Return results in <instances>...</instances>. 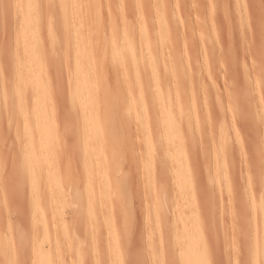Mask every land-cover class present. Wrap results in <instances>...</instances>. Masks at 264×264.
Returning <instances> with one entry per match:
<instances>
[{
	"label": "rangeland",
	"instance_id": "rangeland-1",
	"mask_svg": "<svg viewBox=\"0 0 264 264\" xmlns=\"http://www.w3.org/2000/svg\"><path fill=\"white\" fill-rule=\"evenodd\" d=\"M10 1H12L13 3H11ZM19 1L20 2L22 1L21 2L22 4L19 3ZM51 1H53V0H51ZM93 1L94 0H74L70 6V9L73 7V9L70 10L71 13H73V12L76 13L75 16L73 15V18H75V17L76 18L72 19V22H73L72 26H74L76 23H78V26L75 25L73 28H77V30H79L81 32L80 34H83V35H80L81 37L84 38V36H85V38H84L85 41L83 38H80V40H79V42H80L79 44L82 45L83 41H84V44H86L85 46H83L84 49L82 48L80 50L81 54H85V53L89 54L90 51H88V50H90V49H91V54H93L94 51H95L94 54H97L96 48H98V46H100L98 44H100V42L102 44V43L107 41V39L109 38L107 36L110 33L109 32L108 34H106L108 32L107 30L113 29L111 24H113V23L115 24V22H118V25H116L117 23L115 24V26H117V28L119 25H121V23L124 25L126 23L125 26H127L128 22H129L130 25H128V27H130L129 29L131 31L133 29L132 28L133 26L136 27L137 21L135 22V20L139 16L138 15L139 13L137 11L142 6L144 9L142 8L140 10H143L144 12L141 11V13H143V15L145 13L146 17H149L150 16L149 14L152 15L151 11L155 9V3H156V5H158V7H159V11L161 12V11L165 10L164 13L163 12H161V13H163V15L166 13L165 14V15H167L166 17L167 18L169 17L170 20L172 19L173 24L171 23L172 24L171 25L170 24L171 21L169 19L167 20L165 18V15H164V20H165L164 23H166V26H164L163 29L165 32L164 31L163 32L166 34L165 38L167 37L168 34H171V36L174 35L173 36L174 38H172L170 35H168L167 39H163V43L162 42L161 43L163 45H165V47H163V45L161 46V43H160V46L158 48L161 50H164V52L163 51L161 52V50L158 49V52H156L158 54L155 53V55H157L156 58H158L157 61L159 62V74H160L159 80H162V81H160V83H162V85H160V86L162 87L164 85L163 86L164 89L163 88L162 89L164 90L165 93H163V92L162 93H163V95L166 96V97L164 96L166 101L169 100L168 101L169 105L171 106V109H172L173 114H174V116H171V120L174 119L173 122L176 124V126H178V124H177L178 121H179L178 123L181 126H183V128L185 126L183 133H182L183 129L181 128V126L179 125L180 127L179 128L177 127L178 129H176V130L178 132L177 133L178 135H177V139L175 141L178 143L181 140H182V142H185L184 139L187 140V138L189 136L191 137V138L189 137L190 139H188V141H186L187 144H185V145L187 147H186L185 151H186V154H187V152H189L187 155H190L189 156L190 161H189L188 156H187V159L190 162L189 163L187 161L189 164V167L190 166L193 167V170L191 167L189 168V171L191 170L190 173H191L192 181H193L192 177H194V184H193L194 188L192 185L193 189H192V193L190 194L192 197H190L189 195H187L188 196L187 197L184 194H183L184 196H182V193H180V190L178 189L179 187L177 186V182H176L177 177L174 178L173 176H171V174L173 173L171 171V168H173V167L168 168L169 167L168 166L166 169V166H164V163H165L164 161H163L164 163L159 162L161 164V165L159 164L160 166L157 165L159 160H157V162H156L157 164L155 163L156 166H154V167L159 166L158 167L159 169L164 167V169H162V171L161 170L158 171V168H157L158 173L155 170H153L155 168L150 169L149 173H151V174L148 173L149 168L147 170H145L146 165H144V164H146L145 158H147V157H145V155H143V151L145 150V148H143V147H145L144 139L141 140V138H138L139 135H141V137L144 138V136H145L144 130L145 129H143V127L145 128V124L143 123V125H142L140 122H138V121H141L142 118L139 119V116L137 115V113L141 109H143L141 107H144V108L146 107V108H148V111L150 110L149 112H147V114L151 113V115L153 116V113H154V117L157 118L156 116L158 115L157 113L159 112L158 109L156 108L157 104H155V103H157V95L156 94H154L155 96L153 95V92H152L153 88L150 85L149 81L147 80L149 78V75L146 71L147 69L144 70V68H141L142 71L137 69V71H135L137 74V77H136L135 73L133 72L134 70L131 68L130 64H129V66L127 65V69H128L127 72H129V74L126 73L127 77H125L126 74L125 75L122 74V76H123L122 78H124V80L128 84L125 83V81L122 79H121L122 84L119 83L120 81H118L119 79L117 77V74L118 73L120 74L122 72H121L120 68H118V67L114 71L115 77H114V73L112 74L109 72L108 73L103 72L104 74L98 73V77H95L92 75L94 78V81L96 82V85L89 83V86L91 87V90L96 92V94L92 93V94L96 95V96L94 95V97L97 99L99 97V100H95V98L93 97L94 99L88 101V105H85V110H87L89 108V105L93 104L92 101L95 100L94 102L96 103V101H97L96 105L98 107H100L101 104L103 105L100 108L101 109L100 113H99V109H97L98 113L100 115L102 113L107 112L108 110H110V111L112 110L111 112L114 113L113 115H116V118L118 119L117 122H119V123H117V124H122V126H123V129L121 128L122 127L121 125L119 126L120 128L118 127V130H120V132H118V130H117L116 134H114V137H113V135L112 136H106V135L103 136L104 133L102 135V132H98L99 133L97 135L98 138H97V136L94 138L93 137L94 134H92V136H91L87 133L90 131L89 128L92 126V124H91L92 121H89V123H88V121H86V120L90 119V118H85L86 119L85 120L82 117L83 116L82 115V109L80 108L81 112L78 110L80 102H78V100L75 98V96H76L77 91H79L78 87H80L79 86L80 82H78L79 84L77 83L76 87L78 86L77 87L78 89L76 88V91H75V83L76 82L73 81V79H71L72 78L71 76L73 74H71L72 71L70 72V70L73 67L72 63H74V62L71 61V59L73 58L72 55H70L72 58H70L69 56L66 58V56H65L67 53L69 55V52H67L68 46L66 47V44H64L66 41L64 40L65 39V37H64L65 33L63 32L64 31L63 24H62L63 18H62L61 11L59 9L57 0H54V2H52V4H51V5H54L52 7L53 9H51L49 7L50 2L48 0H47V2H46V0H37V1L34 0V2H36V3H33V1L32 2L28 1L29 3H31L30 6L34 7V9H33V7H31V9H32L31 12L32 11H33V13L36 12L37 17H35L34 20L36 19L35 21L37 22V24H39L38 25L39 28L37 29V31H39V33H40V38L36 44L42 46V43H43V47L46 46V47H44V50L46 49L45 52H46V55L48 56V57H46V55L44 56L45 58H48V59L44 58L45 59L44 60V70H42V68H41V71L39 73L40 75L38 74V76H39L38 78H39V81L41 83L44 80V77H42V76H45L46 81L44 80L43 83L45 86V83L47 82L46 83L47 85L45 86V91H46V87H47L48 93L45 92L46 94L42 95L41 94L42 92L40 93V91H43V89H44L43 86H40V87H42L41 88L42 90H39L38 88H39L40 84H38V88L36 87L37 84H34L35 87L39 90L38 91L35 88L36 91H38V93L42 95V96L39 94L36 95V96L39 95V97H37V99L40 100V101L38 100V103L40 105H37V107H35L36 104H35V106L33 105V102L34 101L36 102V100L33 101L32 98L31 99L29 98V96L32 94V93L30 94V92H32V91L28 90V89H30V87L27 84L29 82L33 81L32 78H31V80L28 78V76H29V74H27L28 72H26L25 74H22V76L26 75V74L28 75V76L26 75L27 78L29 79V81L27 82V79L24 78V76L23 77L18 76V74L16 73V71H17L16 68L20 65L19 60L22 59V61L24 62L28 59L27 57L29 56V55L26 56L27 55L26 54L25 57L27 59L26 60L24 59L25 57H24L23 53L25 54V52H23V51H25V49H23L21 51L20 40L22 38L20 39V36H19V35L22 36L21 31L23 30L22 28L25 27V24L23 23L25 21H23L22 16L24 15V12H26L25 5H28V3L25 4V0H0V264H41V257H40V253H39L40 251L44 252V254L46 256L45 258L47 259V262H48L46 264H52L53 261H55L56 264H89V262H90V264H96L97 262H98L97 264H100L101 263L100 261H102V260H103V262L101 264H109V263L110 264L111 263L116 264L117 262L114 260L116 257L115 256L116 255L115 250H117V249H114V248H119L120 246H121L122 250H120V249L119 250H120L122 256H120V252H119V250H117L118 251L117 255L118 254L119 255L116 257V259H118L117 261L120 260L118 262L119 264H128V261H130V260L138 261V258L140 259L139 261L141 262V264H156L157 261H158L157 264H163V262H164V264H166L165 262H167V264H169L171 262V260L173 262H175V264H185L184 260H182V259H184V257H182V256H184V252L186 249L181 248V250L183 251V253H182L181 251H179L180 249H178V248H180V246L174 244V247H172L173 245L171 246L169 243L167 244L168 241L164 242V239L166 238L167 235H169L170 230L171 231L174 230L173 228H175V227H173V226L175 225V223L177 224L176 229L178 228L177 230H179V228L181 227V221L180 220L183 218V215H184L183 220L186 219L185 218L186 216H187L188 220L191 219L189 222L186 219V222H187V224L190 223L188 225V227L190 226L189 228L193 229L192 234H195L194 237H192V238H194L197 242L199 241V240H197V239H199V234H196L195 231L198 232V230H199L202 232V235L199 232L200 233V239L202 240V241L201 240L200 241L202 243H199V242H198L199 244L196 243V245H198L199 247L196 246V248H195L196 251H194V250L191 251V252H197V248H200V244H202V248L204 250H206L208 252V254H207V252L205 253L202 250V248L198 249V251H199L198 253L202 252L203 255H205V257L203 256V258H202L203 261L201 264H204L203 263V262H205L204 258L206 260V258H208V257H209L208 258L209 260L208 259L207 260L209 262L208 261H206V262L209 264H239V261L241 259H244V260L251 259V260L255 261L256 264H259L258 262L261 261L262 259H264V258H262V257H264V249H263L264 248V231H263L264 230L263 229V223H264L263 222L264 221L263 215L264 214H261V213H264V205L262 207V204H264V63H262V60H261V52H262V50H264V0H164V2H163V0H161L162 2L160 0H153V2H155V3H153L154 7H153V4H150V3H152V2H150V0L149 1L148 0H137L138 2L136 0H123L124 2L122 0H121L122 2L120 0H116L117 1L116 3H114L115 0H95L94 2ZM141 1L145 5L144 4L142 5ZM3 2L7 5H5ZM56 2H57V4L55 5ZM93 3H95V4H93ZM112 3H114V6L112 5ZM8 4H9V6H8ZM116 4H117V7L115 6ZM160 4H162L163 6L162 5L159 6ZM85 5H86V7H85ZM120 5H122V6L120 7ZM4 6H7V7H4ZM10 6H12V7H10ZM21 6H22V8H21ZM94 6H95V8H94ZM128 7H129V10H128ZM148 7L151 9L150 12H149ZM162 7H164V8H162ZM242 7H243V9H242ZM85 8H88V10ZM114 9H115V11H114ZM11 11H12V14H11ZM17 11H19V12H17ZM134 11H136L135 14H134ZM6 12H7V14H6ZM22 13H23V15H22ZM120 13L123 15V17ZM147 14H148V16H147ZM42 15H44V16H42ZM48 15H50L53 22L51 21V19ZM3 16H5V17H3ZM38 16H39V18H38ZM11 17H12V19H10ZM14 17L18 21V23L14 19ZM16 17H18V19ZM44 17H47V18H44ZM127 17H128V19H127ZM3 19H6V20H3ZM21 19H22V21H21ZM110 19H111V21H110ZM121 19H123L124 21ZM34 20H32V21H34ZM73 20H75L76 23ZM90 20H91V22H90ZM113 20L115 22H113ZM15 21H16V23H15ZM49 21L54 23L53 24V30H54V28H56V32H54V34L56 33L57 39L55 38L56 43H53L52 45H50L48 47L49 44H46V42L49 43V41H48L49 38L47 36V29L46 28L48 25L47 22H49ZM82 21H84V22H82ZM100 21H101V23H100ZM125 21H127V22H125ZM133 21H134V23H133ZM21 22L24 24V27H23V24H21ZM167 22L170 25V27H168L169 29L166 28L167 26H169ZM99 23H100V25H98ZM108 23H110L111 29H109L110 28L109 25H106ZM150 23H151V21H150ZM93 24H94V26H93ZM152 24H154V26L156 28L157 20L152 22ZM152 24H150V25H152ZM90 25H92V26H90ZM150 25H149V28H151ZM184 25H185V27H184ZM99 26H102V28H104V30L105 29L106 30L105 31L102 30V32L100 33L99 31L101 28L98 31ZM121 26H123V25H121ZM173 26H174V29H173ZM87 28L88 29L90 28V29L87 31ZM208 28L211 30H208ZM171 29H172V31H171ZM166 30L169 32L166 33L167 32ZM173 30H175V31H173ZM41 31L43 32L42 34H41ZM97 31L99 32L98 35L100 34V36H101V37L99 36L100 40H99V38H95ZM161 31H162V29H161ZM202 31H204V33ZM104 32H106V33H104ZM88 33L89 34L91 33V34L89 35ZM137 33H138V31H137ZM199 33H201L203 35V37ZM213 33H215V34H213ZM92 34H93V36H92ZM102 35H104L103 38H102ZM88 36H89V38H88ZM183 37L186 40V42L184 41ZM42 38L44 39V41ZM93 38H95V39H93ZM17 39H18V41H17ZM82 39H83V41H82ZM168 39H170L172 41H170ZM176 39H178V41ZM36 40L37 39L34 40V42H33L34 44H35ZM180 40H182V41H180ZM93 41H95V42H93ZM167 41H169V42L167 43ZM201 41L203 43H201ZM17 42H18V44H17ZM171 42H173L174 44L173 43L171 44ZM60 43H63L65 46L63 44H60ZM89 43H90V45H89ZM54 44H56V45H54ZM13 45L15 46V48H14L15 50L13 49V47H14ZM169 46H170V48H169ZM172 46L174 49H176V50H174V49L173 50L177 51L178 55L174 54L176 56H174V55L170 56V55H172V53H176L173 51L170 54V51H172ZM92 47L94 48V50ZM137 47L139 48L138 44H137ZM162 47L164 49H162ZM16 49H18V51ZM47 49H48V51H47ZM19 52H23L22 53L23 56ZM140 53H141V51H140ZM160 53H162V54L164 53L163 54L164 56L163 55L160 56ZM79 55H80V53H79ZM165 56H167V58ZM160 57H163L164 60H161ZM171 57H173L174 60ZM175 57H177V58H175ZM52 58L54 61H56L55 62L56 65H50L51 63L52 64L54 63L53 60L51 62ZM68 58H69V60H68ZM95 58L98 59L99 55L97 54V56H95ZM178 58H179V60L177 61ZM165 59L167 60L168 64L166 63ZM48 60H50V61L48 62ZM72 60H74V59H72ZM17 61L19 63L18 66L16 63ZM161 61H163V62H161ZM164 61L167 64V68L169 66V68L171 67V69L173 71L176 70L174 72H172V70H171V74L173 77L171 76L169 70H164V69L162 70V66L160 68V65L162 63L164 64ZM23 62H22V65H23ZM69 63H71L72 66ZM22 65H20V66H22ZM175 66H176V68H174ZM68 67L70 68L69 70H68ZM48 68H50V69H48ZM145 71H146V74H145ZM161 71H163V72H161ZM182 71H183V73H182ZM42 72H44L43 73L44 75H42ZM168 72H169V74H168ZM50 73H51V75H50ZM47 74H48V76L50 75L49 76L50 80H47V79H49V78H46ZM167 74L170 76H167ZM173 74H175L177 78ZM180 74H182L184 77L182 75L180 76ZM128 75H129V78H128ZM138 75H139V77H138ZM90 76L91 75H89L88 80L92 79V76L91 77ZM104 76H106V77H104ZM107 76H109L108 77L109 80H110V78H112V83L117 84V85L113 84V86H115L116 88L113 87L112 85L111 86L109 85L112 83H111V81L107 80ZM19 77L21 78L22 81L26 79V82L21 81L22 84H20V81H19L20 79L18 80ZM73 77H74V75H73ZM161 77H162V79H161ZM165 77H167L166 78L167 80L165 79ZM181 77H182V80H181ZM113 78L116 79V81H114ZM119 78H121V77H119ZM133 78H134V80H133ZM163 78L165 80H163ZM172 78H174V81ZM128 79H130V80H128ZM137 79H139V80L137 81ZM141 79H143V80H141ZM179 79L181 80V82L184 81L186 83L183 82L182 84H180L181 82ZM88 80H87V82H88ZM135 80L137 83L140 81V83L138 85H136L137 86L136 88H135V84H137V83L135 82ZM145 80H147V81H145ZM186 80H189V82ZM50 81H51V84H50ZM129 81H131V84H129L130 83ZM143 81H145V82H143ZM163 81H165V82H163ZM176 81H179V83ZM103 82H105V83H103ZM23 83L26 85L23 86ZM32 83H34V82H32ZM72 83L74 84V86ZM123 83H125V84H123ZM29 84H31V83H29ZM175 84H176V87L174 86ZM32 85L33 84H31V86ZM51 86H53V87H51ZM95 86H96V88H95ZM127 86H128V88H127ZM108 87H110V88H108ZM120 87H121V90H120ZM141 87H143L142 90L145 93H146V90L148 89L149 94L148 93L145 94L140 89ZM171 87H173V88H171ZM100 88L103 90L105 89V91L101 90ZM130 88L132 89V91ZM137 88L142 91L139 96H141V94H142L143 97L145 96L144 98L139 99V96L137 94H139L140 90H138ZM145 88H147V89H145ZM19 89L22 90V93H21V90H19ZM71 89L75 93H73L71 91ZM111 89H112V91H111ZM34 90H33V92H34ZM125 90L130 92V94L132 96ZM135 90H136V93H134ZM50 91L52 92L53 95L51 93H50L51 95L49 94ZM97 91H98V94H97ZM101 91L103 92V94L101 93ZM137 91H138V93H137ZM18 92L21 94V96L25 93L24 94L25 99H23V97H22V99H21L22 101L19 100L20 99V98H18L19 95H17ZM104 93H105V95H104ZM119 93H121V94H119ZM150 93H151V95H150ZM107 94L109 96H111V95L113 96V97L111 96L110 98H111V100H113L112 98H114V100H113L114 102H112L110 100V98L108 99L109 96ZM54 95H55V97H52ZM125 95H126V97H124ZM149 95H150L151 100L154 101L153 105L150 103L151 101H150ZM104 96H106L108 100ZM118 96H120V97H118ZM153 96L156 99L153 98ZM167 96L170 98H168ZM43 97L45 98V100L47 99V101H48V102L43 101L44 103L46 102V104H47L50 101V103L48 104L49 106H52V107H50V110H49L48 106L45 105L44 103H43V105L45 107L41 106L42 105L41 101L44 100ZM146 97H147V99H145ZM41 98H42V100H41ZM71 98H72V101H71ZM128 98H129V100H128V102H126L128 104V106H127V104L126 103L124 104V101H122V100L126 99L125 101H127ZM52 99H53V101H51ZM119 99L121 100L120 103H119V101H120ZM137 99H138V101L140 100V104L138 103ZM143 99H144V101H143ZM148 99H149V101H148ZM26 100H28V101H26ZM31 100L33 101L32 102L33 106H31V104H30ZM29 101H30V103H29ZM20 102H22V105ZM23 102L25 104H23ZM117 102L119 104H117ZM19 103L21 105L20 107H18ZM77 103H79V105ZM142 103L143 104L145 103L147 105L142 106ZM104 104H105V106H104ZM114 104L120 106V108L118 109V113L121 115V117L117 113V110H115L118 107L115 106ZM181 104L183 106H181ZM148 105L150 106V108ZM172 105H173V108H172ZM27 106L28 107L30 106L31 109L28 110ZM93 106H90V108H92ZM179 106H180V108H179ZM39 107L41 108V110L39 109ZM138 107L140 109H138ZM32 108L34 110H32ZM95 108H97V107L95 106ZM130 108H133V109H130ZM22 109H24V110H22ZM113 109H114V111H113ZM181 109H183V110H181ZM27 110L29 111V113ZM31 110L36 111L35 113L33 112L34 117H35L36 113L38 114V115H36V117L37 116L40 117V115L42 116L43 121H41L40 118H39L40 120L39 119L36 120V122L38 121L37 124H40V125H37V124L36 125L40 128L42 127L41 132H39V131L37 132L34 130V125H35L34 121L36 118H33V121H30L31 120L30 117L33 116V115H31V113H32ZM37 110H38V112H37ZM39 110L43 113L39 114ZM119 110H120V112H119ZM151 110H152V112H151ZM155 110H157L156 113H155ZM22 111L24 113L27 112L24 115V116H26L24 118H22L23 116L21 115V114H24ZM49 111H51V112H49ZM123 111H125L123 113L124 114L123 117H125V118H123L122 114H121V112H123ZM128 111L130 112V114ZM182 112H184V113H182ZM180 113H182V114H180ZM50 114L52 116H50ZM53 114H56V115H53ZM65 114H67V115L64 116ZM131 114H133V115L131 116ZM184 114H185V116H183ZM68 115H69V117H68ZM118 115H119L120 119L117 117ZM127 115H129V116H127ZM159 115H160V112H159ZM54 116H57V117H54ZM79 116H80V118H79ZM135 116L136 117L138 116L136 118L137 121L135 120ZM45 117H48V119H46ZM159 117L161 118V116H159ZM50 118H51V120H50ZM133 118L135 121L133 120ZM155 118H151V119H155ZM163 118L164 117L162 116V119ZM169 118H168V116H165V118L163 119V120H165L166 123L165 122L163 123V120H161L163 125H165V124L168 125L169 123H172V122H170ZM23 119H25V120H23ZM121 119H123V120L121 121ZM125 119H126V121H125ZM159 119H156V120L160 122ZM56 120H57V122H55ZM167 121H169V122H167ZM80 122H82V123H80ZM134 122L137 126L132 124ZM156 122H154V123L157 125ZM50 123L54 126L56 125V127L55 128H54V126L51 127L52 125ZM54 123H56V124H54ZM125 123H127L129 126H126L127 124H125ZM183 123H185V124H183ZM88 124H91V125H88ZM156 125H154V127L151 126L152 130L154 132L150 128L151 132L149 135H151L152 139H153V137L157 131ZM125 126H126V128H125ZM134 126H135V128H134ZM43 127L45 128V134L48 132L47 137L43 136L44 135L43 134L44 133ZM84 128L86 130H84ZM82 129L84 131H82ZM185 129H186V135L188 136L187 138H185L186 135L184 134ZM51 130H53V131H51ZM126 130L128 132H126ZM56 131L58 133H56ZM136 131H137V133H136ZM51 132H53V133L50 134ZM141 132H142V134L144 132V134H143L144 136L142 134H139ZM179 132L181 134H179ZM124 133L125 134L127 133V134L124 135ZM32 134H34L35 136H33ZM49 135H50V137H49ZM51 135L52 136L54 135V136L52 137ZM120 135H122V136L120 137ZM179 135L180 136L184 135V138H180ZM28 136H30L31 139L29 138V140H28ZM31 136H33V137H31ZM26 137H27V139H26ZM56 137L58 140L56 139ZM51 138H53V142H52ZM100 138L101 139L103 138V141L107 139L105 144L100 143V145H98L97 142H99V141L101 142ZM119 138L120 139L122 138V139L120 140ZM37 140H39V141H37ZM92 140H93V142L96 140V142L93 143ZM178 140H180V141H178ZM32 141H34L35 144ZM49 141L53 145L55 144V146H53V145L50 146L51 144ZM118 141H119V143H118ZM175 141H173L172 143L170 142L171 145L176 146L177 143ZM44 142H45V144H42ZM107 142L108 143L110 142L108 144V147H107ZM111 142H113V143H111ZM174 142H175V144H174ZM28 144H30V145L32 144V146H30V145L28 146ZM44 145H46V146H44ZM93 145H94V147H93ZM96 145H98L99 147L101 146V147L98 148V146H96ZM102 145H104V147H107V149H105V150H104V148L101 149ZM199 145H201V146H199ZM38 146H40V148ZM61 146H62V148H60ZM34 147L38 148V149L36 150V149H34ZM41 148H44L46 151H43L44 149L42 150ZM94 148H96L95 151H97L98 154H100V153H101V155L103 154L102 157H101V155L96 154L97 152L96 153L94 152ZM39 149H40V151H39ZM47 149L49 150V152L47 151ZM33 150H35L34 151L35 153L33 152ZM102 150H103V152L104 151L105 152L102 153ZM187 150H189V151H187ZM110 151L112 154L109 153ZM42 152H44V153H42ZM45 152H47V153L45 154ZM131 152H132V155H131ZM190 152H191V154H190ZM32 153H34V154H32ZM41 153H42V155H41ZM50 153L54 154L53 157H51L52 155ZM115 153H117V154H115ZM141 153H142V157H141ZM144 153H145V151H144ZM220 153H222V154H220ZM138 154H139V156H138ZM56 155H57V157H56ZM112 155H113V157H112ZM32 156H34V157H32ZM46 156H48V157H46ZM108 156H109V158H108ZM116 156L119 158L118 160L116 159L117 158ZM127 156H131V159H129L130 157L127 158ZM28 157H29V159H28ZM35 157H38L36 159V162H35ZM98 157L99 158L101 157L103 160L100 161ZM221 157H222V159H221ZM51 158L52 159L55 158V159L52 160ZM107 158H108V161H107ZM126 158H127V162L125 161ZM109 159L110 160L114 159L111 161L112 164H110ZM33 160H34V162H33ZM160 160H162V159H160ZM31 161L33 164H30ZM55 161H58V162H55ZM113 161H115V163ZM37 162H38V164H37ZM43 162H45L46 164ZM101 162L105 166H103L101 164ZM117 162H118V164H117ZM123 162H124V164L127 163L126 165H128V163L133 164V165H128L129 167L123 168L125 166V165L123 166ZM131 162H133V163H131ZM28 164H30L31 167H29ZM43 164H44V167L42 166ZM56 164H57V167H56ZM106 164L109 165V167L106 166ZM47 165H49V166H47ZM52 165L54 168L52 167ZM96 166H98L99 168L100 167H103V168L99 169V168H96ZM117 166H118V168H117ZM132 166L133 167L136 166V168L135 167L132 168ZM49 167H50V169H48ZM104 167H105V169H104ZM33 168L35 170L32 171ZM36 168H38V169H36ZM110 168L115 170L114 175H113V173L110 174V175H112V177L109 175V172H107V171L112 172V170ZM122 168H123V170H122ZM138 168H140L142 171ZM51 169H56V170H54L55 173ZM103 169H104V173H103ZM124 169H127V171L126 170L124 171ZM46 170L48 172H49V170H51L52 172H49L51 174L49 175V173ZM96 170H97V173H96ZM139 171L143 174H141ZM101 172L103 174L106 173L105 174L106 177H104L105 175L102 177L103 174ZM154 172H155V175L153 176ZM46 173H48L49 176L46 175ZM53 173H54V175H53ZM57 174H59L60 176ZM96 174L97 175L99 174L100 176L99 175L97 176ZM124 174H127L126 175L127 179H126V176H124ZM129 174H131L130 175L131 177L128 176ZM134 174L136 175L135 176L136 178L134 177ZM147 174L150 175L149 178H148ZM161 174H162V176H161ZM165 174H168V175L165 176ZM220 174L222 177L220 176ZM108 175H109V177H111V179L108 177ZM138 175H139V177H138ZM33 176L36 179H34V178L32 179ZM47 176L50 179L47 178ZM55 176H57L58 178ZM63 176H65V177H63ZM95 176L97 178L102 177L101 180L104 178L103 179L104 181L103 182L97 181L98 183L95 181H92ZM155 176H158L159 178L167 177L163 180H165V183L168 187L166 185H164L165 183L162 180H161L162 182H160V181L158 182V180H157L158 178L156 177L157 178L156 179V182H157L156 185L161 183V186L158 185V188H156L153 185ZM52 177L53 178L55 177V179H53ZM62 177L64 178V179H62L63 183L60 184V178H62ZM225 177H226V179H225ZM65 178H66V180H65ZM138 178H139V180H138ZM141 178H143V179H141ZM220 178H222V179H220ZM57 179H59V180H57ZM122 179H123L125 184H127L126 183L127 180L128 181L131 180V183L129 182V184H127L128 187L125 184L123 185L125 187L121 186L122 185ZM145 179H146V181H145ZM147 179H149V180L147 181ZM150 179H152V180L150 181ZM173 179H175V180H173ZM35 180H37V181H35ZM62 180H61V182H62ZM88 180H89V182H88ZM98 180H100V179H98ZM167 180H169V182H172V183H170L168 185L169 182H167ZM224 180H226V182L228 181L229 183L228 182L226 183ZM56 181H58L59 183ZM90 181H91V183H90ZM119 181H121L120 182L121 185H119ZM87 182H88V184H87ZM150 182L152 184H150ZM99 183H102V184H99ZM174 183L176 184V186ZM225 183H226V185L228 184L227 185L228 187L225 185ZM117 184H118V186L123 187V188H119V191L117 188L113 189V187H115V186L117 187ZM147 184L149 185L150 189L147 188L148 187ZM170 185H172V186L170 187ZM150 186L152 187V189ZM159 187H161L160 188L162 190L161 192L159 190ZM164 187H165V189H164ZM106 189H107V191H106ZM115 189H117V190H115ZM120 189H124L126 195L124 192H122L123 190H120ZM98 191H100V192L97 193ZM101 191H104V192H102L103 194L101 193ZM115 191H117V193L118 192L120 193V191H121L122 195L124 197L121 195V193H120V195H118L119 193L116 194ZM154 191L156 193H154ZM193 191L195 193H193ZM107 192H109V193H107ZM157 192H159L160 195H158ZM174 192H175V194H174ZM45 193H47V194H49V196H51L50 198L48 197L49 200L47 199V201L45 199L47 194L45 196ZM148 193H149V195H148ZM192 194H194L195 196ZM99 195H101L102 197H99ZM155 195H157L156 196L157 202L155 200ZM41 196H42V198H41ZM162 196H164L163 197L164 201L162 199ZM167 196H170L172 201L168 200L170 198ZM103 197L104 198L106 197V198L104 199ZM51 198H52V200H51ZM99 198H102V201L104 199V201H106V203L108 202L107 205L105 202H104L105 205H104V203H102V201L100 202ZM125 198L127 200V201H124L125 203L120 201V200H124ZM166 198H167V200H166ZM191 200H193V201L195 200L194 201V205L196 204L195 208L193 207L194 206L192 204L193 201H191ZM39 201L42 203L41 205H40ZM185 202H186V204H185ZM190 202H191V204H190ZM164 203H165V205H164ZM181 203H183V204L181 205ZM259 204H260V207H259ZM98 205L100 206V208ZM125 205H126V208H124ZM190 205H193V206H190ZM37 206H39L40 208L42 206L44 213L38 212L39 210H37L38 209ZM172 206L173 207L175 206L176 208L173 209ZM183 206H184V209H183ZM188 206H189V208H188ZM102 207H104L105 210L102 209ZM157 207H159V208H157ZM161 207H162V210H161ZM165 207H166V209H165ZM168 207H169V209H168ZM178 207H180V208H178ZM192 207H193V209H192ZM122 208H124L126 210V214H124L125 211H123L124 209H122ZM257 208L260 211H258ZM154 209L156 210V212L153 211ZM171 209H172V211L175 212V214H174V212H171ZM185 209L186 210L188 209L189 211L187 210V212H185L184 211ZM190 209H191V211H190ZM99 210L101 211V214H100ZM102 210H104V212ZM111 210H113V211H111ZM117 210H120L122 212H120V211L117 212ZM160 210H161V212H160ZM192 210H194V211H192ZM129 211L131 213H129ZM158 211L161 214H163L162 217H161L160 213H157ZM162 211H164V213ZM38 213H40L42 216L46 217V218L45 217H43V218L46 219L45 220L47 222L46 225L49 224L48 225L49 227L47 226L48 230H47V228L45 229L44 219L43 218H42V220L39 219V217H41V216H38V215H40ZM120 213L121 214L123 213L122 217L123 216L125 217L128 213L129 216L128 215L127 216L132 218L133 220L131 219V221H130V218L128 219V217H125V220L122 219ZM147 213L150 215H148ZM166 213H168V214H166ZM130 214H132L133 216H131ZM104 215H105V217H104ZM151 215L153 218L151 217ZM164 215H165V217H163ZM172 215H173V217H172ZM197 215L199 218L194 217ZM174 216H176V218ZM179 216H181L182 218L181 217L179 218ZM189 216H190V218H189ZM117 218H121V219L119 220ZM134 218H135V220H134ZM163 218H166L165 220H167V222ZM59 219L61 220L60 222H59ZM97 219L100 222L99 227H97L98 223H99V222L96 223ZM175 219H177V220L175 221ZM199 219H200V221H199ZM56 220H57V223L59 222L58 224H56ZM162 220H164V221H162ZM195 220L198 221L197 225H196ZM174 221H175V223H174ZM192 221H194L193 222L194 225L191 223ZM104 222L106 225L105 224L103 225ZM124 222H125V225L127 222H130V225H128V223H127L128 226L133 227V225H134V228H131V232L129 229L130 234H127L129 236H127L126 233L124 232L125 229H128L127 226H125V225L121 226V224ZM161 222H163V223H161ZM41 223L44 224V225L42 224L43 229H41ZM159 224L162 227H160ZM161 224H163V225H161ZM167 225H168V227H166L167 229H165V232H163V230L161 231V229L165 228V226H167ZM105 226H107L108 228H106ZM123 226H125L124 227L125 229L122 231ZM119 227L122 229H120ZM171 227H172V229H171ZM198 227L200 229H198ZM116 228H118V229H116ZM119 229L123 233L120 234L119 231H117ZM176 229H175V232H177ZM194 229H196V230H194ZM44 230L45 231L47 230L46 231L47 234L45 232V234L47 236H46V238L44 237V239H43L42 233ZM105 230L107 232H105ZM109 230H110V233L108 232ZM111 231L113 232V235L116 232L118 233L117 234L118 237H115L114 240L112 239L113 235H112ZM129 232H127V233H129ZM162 232L165 235L162 234ZM179 233H180V230H179ZM45 234L43 233V235H45ZM97 234L99 235V237H97L98 236ZM122 234L126 235L123 238H126V237L127 238L126 239L122 238L123 241L120 242L118 240L121 239V237L123 236ZM180 235L181 234H179L178 237ZM95 236L97 237L96 239H95ZM119 236H121V237H119ZM161 236H163V237H161ZM153 238L156 240H154ZM161 238H163L162 239L163 242H162ZM260 238H261L262 243L260 241ZM97 239H99L100 241ZM166 239H168V238H166ZM179 239L180 238H178V240ZM106 240L109 244H107ZM181 240H182V237L178 241L179 244H180ZM258 240L260 241V243ZM98 241H99V243H98ZM112 241H113V243H112ZM115 241L120 242L122 245L125 243V245H124L125 249H123L122 245H120L118 247L119 244H117V247H116V245L114 244ZM124 241H126V242H124ZM204 241H205V245L203 244ZM163 243L166 245H164ZM112 244L115 245L114 248H113ZM137 244H139L138 247H137ZM161 244L164 246H162ZM182 244H183V242H182ZM109 245H110V248H109ZM203 245H204V247H203ZM97 246H99V247H97ZM175 246L176 247L178 246V248H175ZM261 246H262V248H261ZM96 247H97V250H96ZM163 247H164V249H162ZM183 247H185V246H183ZM257 247H258V249H257ZM106 248H107V250H106ZM259 248H261L263 251ZM137 249H139V250H137ZM142 249L144 251V254L142 252ZM136 250L139 251V253H137V254H140V253L141 254L136 256L137 255V254L135 255ZM259 250H260V252H259ZM114 252H115V254H114ZM105 253H107V254H105ZM123 253H124V256H123ZM109 255H110V257H109ZM140 256H141V258H140ZM156 257H157V259H156ZM179 257H182V259L178 260ZM251 257H253V258H251ZM94 259H96L95 260L96 263L94 262ZM106 259L109 261H106ZM121 260L123 261V263ZM168 260H170V262ZM124 262H126V263H124ZM197 264H200V263H197Z\"/></svg>",
	"mask_w": 264,
	"mask_h": 264
},
{
	"label": "bare ground",
	"instance_id": "bare-ground-1",
	"mask_svg": "<svg viewBox=\"0 0 264 264\" xmlns=\"http://www.w3.org/2000/svg\"><path fill=\"white\" fill-rule=\"evenodd\" d=\"M31 1H33V3H36V2H34V0H25V4H27L28 3V5H25V7H26V12H24V15H23V13H22V18H23V21H25V22H23L24 24H25V27H24V24L21 22V24H23V27L24 28H22L23 30L21 31V33H22V36L21 35H19L20 36V45H21V51L23 50V49H25V51H23V52H25V54L23 53V52H19L21 55H22V53H23V55H24V57H25V55L26 56H28L27 58L25 57L24 59L26 60V61H22V59H20L19 60V63H20V65H22V62H23V65L22 66H18V61L16 62L17 63V68H16V73L18 74V76H21V77H23L24 76V78H26L27 79V82L29 81V79L31 80V78H32V82H34V83H32V82H29V83H31V84H33L32 86H31V84H27L29 87H30V89H28L29 91H32V92H30V96H29V98L31 99H33V101L34 100H36V102L34 101H32L31 100V103H30V101H29V103L31 104V106H35V104H36V106L35 107H37V105H40L39 103H38V100L39 99H37V97H39V95H45L46 93H48V91H47V87H46V91H45V86L47 85L46 83H45V86H44V80H45V76H42V77H44V80L42 81V83L39 81V76H38V74L40 73V71H41V68H42V70H44V60L45 59H48V58H45L44 56L46 55V52H45V50H44V47H46V46H44L43 47V43H42V46L41 45H38V44H36L37 42H38V40H39V38H40V33H39V31H37V29L39 28L38 27V25L39 24H37V22L34 20V18L35 17H37V14H36V12L35 13H33V11L31 12V7H33V6H30V4L31 3H29V2ZM35 1H37V0H35ZM49 2H50V4H52V2H54V0L53 1H51V0H48ZM73 1L74 0H57V2H58V6H59V9H60V11H61V15H62V18H63V28H64V37H65V43L64 44H66V47L68 46V50H67V52H69V55H68V53L65 55L66 56V58L69 56L70 58H72V59H74V60H72L71 59V61L72 62H74V63H72L73 64V67H72V69L70 70V72L72 71V73L71 74H73L74 75V77H73V75L71 76L72 78L71 79H73V81H75L76 83H75V91H76V88L78 87H76V85H77V83L78 82H80V87H78L77 89L79 90V91H77V93H76V96H75V98L78 100V102H80V105H79V103H77L78 105H79V111H80V108L82 109V117L85 119V118H90V119H85L86 121H88V123H89V121H92L91 122V124H92V126L89 128L90 129V133L89 132H87L89 135H91L92 136V134H94L93 135V137L95 138L99 133L98 132H102V135H103V133H104V135L103 136H112L113 135V137H114V134H116V132H117V130H118V127L121 125L122 126V124H117V123H119V122H117V118H116V115H113L114 113H112L110 110H108L107 112H105V113H102L101 115L99 114L100 113V108H101V106H103L102 104H101V106L100 107H98L97 105H96V103H97V101H96V103L94 102L95 100H99V97H98V99L97 98H95L94 97V95L96 94V92H94L93 90H91V87L89 86V83L91 84H95L96 85V82L94 81V78H93V76H95V77H98V73H100V74H102L103 72L104 73H114V77H115V70H116V68L118 67V68H120V70H121V72L122 73H118L117 74V77H118V81H120L119 83H121V79L122 80H124V78H122L123 76H122V74H126V73H128L129 74V72H127V65L129 66V64H130V66H131V68L134 70L133 72L135 73V76L137 77V74H136V72L135 71H137V69H139V70H141V68H144V70L145 69H147L146 71H147V73H148V75H149V78L147 79L148 81H149V83H150V85L152 86V88H153V90H152V92H153V95L154 94H156L157 95V103H155V104H157V109H158V111L160 112V115H159V112L157 113L158 115L156 116L157 118H155L154 117V113H153V116L151 115V113L149 114H147V112H149L148 111V108H144V107H141V108H143V109H141L138 113H137V115L139 116V119H141L142 118V122L141 121H138V122H140L142 125H143V123L145 124V128L143 127V129H145L144 130V132H145V134H144V132H143V134L145 135H143L142 134V132L141 133H139V134H142L143 136H144V138H142L141 137V135H139L138 136V138H141V140L142 139H144V144H145V147H143V148H145V153H144V151H143V155H145V157H147V158H145L146 159V164H144V165H146V169L145 170H147L148 168H149V170H148V173H149V171H150V169L151 168H155V169H153V170H155L157 173H158V171L159 170H161L162 171V169H164V167L163 168H161V169H159L158 167L161 165L159 162H163L164 163V166H166V169H167V167L168 168H170V167H173V168H171V171L173 172L172 174H171V176H173L174 178H176V182H177V186L179 187L178 189L180 190V193H182V196H184V195H189L190 197H192L190 194L192 193V189L194 188V177H192L193 178V181H192V179H191V173H190V171H189V168L191 167L192 168V170H193V167L192 166H190L189 167V164H188V162L190 161V155H187L189 152H187V154H186V151H185V149H186V145L185 144H187L186 143V141H188V139H190L187 135H186V129H185V138H187V140H185L184 139V141L185 142H182V140L180 141V140H178V141H180L179 143L178 142H176L175 140L177 139V130L176 129H178L181 125L177 122V124H178V126H176V124L173 122L174 121V119L173 120H171V116H174V114H173V111H172V109H171V106L169 105V100L168 101H166V99H165V95H163V93H165L164 92V88H163V86L161 87L160 85H162V83H160V81H162V80H159L160 78V74H159V62L157 61V59L158 58H156L157 57V55H155V53L156 52H158V47L160 46V43L162 42L163 43V39H167V37H168V35H170L171 36V34H168L167 35V37L165 38V36H166V34L164 33L165 31H164V26H166V23H164V15L166 14H164L163 15V13H164V11H161V12H163V13H161L160 11H159V7H158V5H156V3L155 2H153V0L151 1L150 0V2H152V3H150V4H153V3H155V9L154 10H152L151 11V13H152V15L151 14H149L150 16L149 17H146V15H145V13H144V15H143V13H141V11H143V10H140V9H142L143 8V4L144 3H142V1H141V3H142V7L140 8V9H138V19L136 18V20H135V22H136V27L135 26H133L132 28V30L130 31V27H128V25H130L129 24V22H128V24H127V26H125L126 25V23H125V25L124 24H122L121 23V25H123V26H121V25H119L118 26V28H117V26H115V24L116 25H118V22H115L114 20H113V22H115V24L113 23V24H111L112 25V27H113V29H111V27H110V23H108V24H106V25H109V29H111V30H107L106 32H104V33H106V34H108L109 32V34H108V36L107 37H109L108 39H107V41L106 42H104V43H102L101 44V42H100V44H98V45H100V46H98V48H96V52H97V54L99 55V58L97 59V58H95V56H97V54H94V52H93V54H91V49L90 50H88V51H90L89 52V54H81V49L83 48L84 49V47L83 46H85L86 44H84V41H85V36H84V38L83 37H81L80 35H83V34H80L81 32L79 31V30H77V28H73L75 25H77L78 26V23H76V21L75 20H73V21H75V25L74 26H72V24H73V22H72V19H75V18H73V15L75 16L76 15V13L75 12H73V13H71V9H73V7L70 9V6H71V4L73 3ZM95 1V0H94ZM93 1V2H94ZM121 1V0H120ZM123 1V0H122ZM121 1V2H122ZM137 1V0H136ZM149 1V0H148ZM161 1V0H160ZM11 3H13L12 1H10ZM16 2V1H15ZM22 2V1H21ZM20 1H19V3H21ZM46 2H47V0H46ZM57 2L55 3V5L57 4ZM117 1L115 0V2L114 3H116ZM120 2V3H121ZM124 2V1H123ZM138 2V1H137ZM162 2V1H161ZM163 2H164V0H163ZM4 3V2H3ZM2 3V4H3ZM10 3V4H11ZM96 3V2H95ZM95 3H93V4H95ZM114 3H112V5L114 6ZM149 3V2H148ZM5 4V3H4ZM22 4V3H21ZM20 4V5H21ZM38 4V3H37ZM79 4V3H78ZM92 4V5H93ZM134 4V3H133ZM139 4V3H138ZM5 5H7V4H5ZM16 5V4H15ZM49 5V4H48ZM74 5V4H73ZM132 5V4H131ZM145 5V4H144ZM162 4H160L159 6H161ZM2 6V5H1ZM8 6H9V4H8ZM14 6V5H13ZM24 6V5H23ZM57 6V7H58ZM79 6V5H78ZM116 7H117V4L115 5ZM122 5H120V7H121ZM134 6V5H133ZM138 6V5H137ZM163 6V5H162ZM4 7H7V6H4ZM3 7V8H4ZM10 7H12V6H10ZM17 7V6H16ZM85 7H86V5H85ZM91 7V6H90ZM140 7V6H139ZM146 7V6H145ZM150 7V6H149ZM148 7V8H149ZM153 7H154V4H153ZM21 8H22V6H21ZM49 8V7H48ZM93 8V7H92ZM94 8H95V6H94ZM124 8V7H123ZM162 8H164V7H162ZM33 9H34V7H33ZM51 9H53L52 7H51ZM79 9V8H78ZM83 9V8H82ZM85 9H87L88 10V8H85ZM126 9V8H125ZM144 9V8H143ZM153 9V8H152ZM242 9H243V7H242ZM7 10V9H6ZM9 10V9H8ZM16 10V9H15ZM23 10V9H22ZM80 10V9H79ZM90 10V9H89ZM124 10V9H123ZM128 10H129V7H128ZM133 10V9H132ZM135 10V9H134ZM150 8H149V12H150ZM163 10V9H162ZM54 11V10H53ZM74 11V10H73ZM114 11H115V9H114ZM9 12V11H8ZM17 12H19V11H17ZM21 12V11H20ZM50 12V11H49ZM80 12V11H79ZM88 12V11H87ZM95 12V11H94ZM119 12V11H118ZM123 12V11H122ZM121 12V13H122ZM133 12V11H132ZM135 12L136 11H134V14H135ZM144 12V11H143ZM146 12V11H145ZM243 12V11H242ZM86 13V12H85ZM92 13V12H91ZM120 13V14H121ZM6 14H7V12H6ZM11 14H12V11H11ZM20 14V13H19ZM79 14V13H78ZM88 14V13H87ZM126 14V13H125ZM137 14V13H136ZM148 14H147V16H148ZM5 15V14H4ZM21 15V14H20ZM39 15V14H38ZM45 15V14H44ZM44 15H42V16H44ZM80 15V14H79ZM90 15V14H89ZM88 15V16H89ZM122 15V14H121ZM163 15V16H162ZM41 16V17H42ZM49 17H50V15H48ZM52 16V15H51ZM128 16V15H127ZM167 15H165V18L168 20L169 19V17L167 18L166 17ZM3 17H5V16H3ZM94 17V16H93ZM96 17V16H95ZM113 17V16H112ZM122 17H123V15H122ZM17 19H18V17H16ZM20 18V17H19ZM38 18H39V16H38ZM37 18V19H38ZM44 18H47V17H44ZM81 18V17H80ZM79 18V19H80ZM83 18V17H82ZM91 18V17H90ZM180 18V17H179ZM10 19H12V17L10 18ZM14 19H15V17H14ZM43 19V18H42ZM50 19H51V21H52V18L50 17ZM97 19V18H96ZM124 19V18H123ZM123 19H121V20H123ZM127 19H128V17H127ZM3 20H6V19H3ZM16 20V19H15ZM32 20H34V21H32ZM157 20V26H156V28H155V26H154V24H152V22H154V21H156ZM166 20V21H167ZM170 20V19H169ZM177 20V19H176ZM12 21V20H11ZM17 21V20H16ZM16 21H15V23H16ZM21 21H22V19H21ZM32 21V22H31ZM45 21V20H44ZM47 21V20H46ZM51 21H49V22H47L48 23V25H47V36H48V41H49V43L48 42H46V44H49L48 45V47L50 46V45H52L53 43H56V40H55V38L57 37V35H56V33L54 34V32H56V28H54V30H53V24L54 23H52ZM110 21H111V19H110ZM124 21V20H123ZM150 21H151V23H150ZM171 22H170V24L172 23V19L170 20ZM13 22V21H12ZM34 22V23H33ZM82 22H84V21H82ZM90 22H91V20H90ZM95 22V21H94ZM97 22V21H96ZM125 22H127V21H125ZM14 23V22H13ZM17 23H18V21H17ZM39 23V22H38ZM42 23V22H41ZM81 23V22H80ZM100 23H101V21H100ZM100 23L98 24V25H100ZM107 23V22H106ZM124 23V22H123ZM133 23H134V21H133ZM168 23V22H167ZM177 23V22H176ZM82 24V23H81ZM120 24V23H119ZM150 24H152V25H150L151 26V28H149V25ZM173 24V23H172ZM171 24V25H172ZM19 25V24H18ZM84 25V24H83ZM168 25H169V23H168ZM212 25V24H211ZM22 26V25H21ZM90 26H92V25H90ZM93 26H94V24H93ZM115 26V27H114ZM121 26V27H120ZM154 26V27H153ZM179 26V25H178ZM213 26V25H212ZM211 26V27H212ZM83 27V26H82ZM107 27V26H106ZM153 27V28H152ZM168 27H170V25L169 26H167L166 28H168ZM184 27H185V25H184ZM209 27V26H208ZM248 27V26H247ZM98 28V27H97ZM101 28V29H100ZM19 29V28H18ZM43 29V28H42ZM90 29V28H89ZM88 28H87V31L89 30ZM93 29V28H92ZM99 29H100V31H99ZM161 29H162V31H161ZM169 29V28H168ZM173 29H174V26H173ZM185 29V28H184ZM213 29V28H212ZM246 29V28H245ZM244 29V30H245ZM86 30V29H85ZM102 30L103 31H105L104 30V28H102V26H99V28H98V31L101 33L102 32ZM200 30V29H199ZM208 30H211V29H209L208 28ZM97 31V34H96V37L95 38H99V36H100V34L98 35V32ZM137 31H138V33H137ZM164 31V32H163ZM167 31V30H166ZM171 31H172V29H171ZM173 31H175V30H173ZM20 32V31H19ZM84 32V31H83ZM93 32V31H92ZM95 32V31H94ZM169 31H167L166 33H168ZM203 33H204V31H202ZM246 32V31H245ZM20 33V34H21ZM43 32L41 31V34H42ZM135 33V34H134ZM164 33V34H163ZM174 33V32H173ZM172 33V34H173ZM206 33V32H205ZM89 34V33H88ZM87 34V35H88ZM91 34V33H90ZM89 34V35H90ZM94 34V33H93ZM93 34H92V36H93ZM103 34V33H102ZM202 37H203V35L201 34V33H199ZM213 34H215V33H213ZM212 34V35H213ZM56 35V36H55ZM199 35V36H200ZM205 35V34H204ZM43 36V35H42ZM103 36L104 35H102V38H103ZM169 36V37H170ZM174 35H172L171 37L172 38H174L173 37ZM200 36V37H201ZM101 37V36H100ZM44 38V37H43ZM42 38V39H43ZM59 38V37H58ZM80 38H83L84 39V41H83V39H82V41H83V44L81 45V44H79L80 42H79V40H80ZM88 38H89V36H88ZM95 38H93V39H95ZM171 38V39H172ZM211 38V37H210ZM35 39H37L36 40V42H35V44L33 43L34 42V40ZM57 39V38H56ZM63 39V38H62ZM92 39V40H93ZM182 39V38H181ZM183 39H184V37H183ZM205 39V38H204ZM47 40V39H46ZM91 40V39H90ZM99 40H100V38H99ZM104 40V39H103ZM102 40V41H103ZM168 40H170V39H168ZM177 41H178V39H176ZM17 41H18V39H17ZM43 41H44V39H43ZM55 41V42H54ZM62 41V40H61ZM170 41H172V40H170ZM180 41H182V40H180ZM184 41L186 42V40L184 39ZM88 42V41H87ZM90 42V41H89ZM93 42H95V41H93ZM169 41H167V43H168ZM176 42V41H175ZM45 43V42H44ZM86 43V42H85ZM161 43V46L163 45ZM166 43V42H165ZM173 42H171V44H172ZM201 43H203L202 41H201ZM17 44H18V42H17ZM40 44V43H39ZM60 44H63V43H60ZM63 44V45H64ZM137 44H138V46H139V48L137 47ZM174 44V43H173ZM178 44V43H177ZM16 45V44H15ZM54 45H56V44H54ZM89 45H90V43H89ZM167 45V44H166ZM176 45V44H175ZM14 46V45H13ZM65 46V45H64ZM17 47V46H16ZM65 47V48H66ZM91 47V46H90ZM163 47H165V45H163ZM162 47V49H164ZM15 48V46L13 47V49ZM18 48V47H17ZM86 48V47H85ZM89 48V47H88ZM93 48V47H92ZM169 48H170V46H169ZM51 49V48H50ZM87 49V48H86ZM85 49V50H86ZM140 49V50H139ZM173 48V46H172V51H170V54L174 51V50H176V49H174ZM15 50V49H14ZM17 51H18V49H16ZM20 50V49H19ZM52 50V49H51ZM50 50V51H51ZM93 50H94V48H93ZM159 50H161V49H159ZM166 50V49H165ZM47 51H48V49H47ZM80 53V55H79V53ZM87 51V50H86ZM102 53H101V52ZM140 51H141V53H140ZM164 52V50H161V52ZM13 52V51H12ZM77 52V53H76ZM174 52H176V53H172V55H170V56H173L174 54H176V55H178L177 53V51H174ZM45 53V54H44ZM16 54V53H15ZM19 54V55H20ZM44 54V55H43ZM65 54V53H64ZM156 54H158V53H156ZM164 54V53H163ZM162 53H160V56H162L163 55ZM168 54V53H167ZM22 55V56H23ZM70 55H72V57L70 56ZM83 55V56H82ZM166 55V54H165ZM176 55H174V56H176ZM50 56V55H49ZM164 56V55H163ZM46 57H48L47 55H46ZM166 58H167V56H165ZM45 58V59H44ZM161 58V60H164L163 59V57H160ZM171 58H173V57H171ZM175 58H177V57H175ZM50 59V58H49ZM55 59V58H54ZM52 60H53V58L51 59V62H52ZM68 60H69V58H68ZM171 60V59H170ZM173 60H174V58H173ZM179 60V58L177 59V61ZM50 60H48V62H49ZM165 61H166V63H167V60L165 59ZM165 61H164V64L162 63L161 65H160V68H161V66H162V70L164 69V70H169L170 71V74H171V67L169 68V66H168V68H167V64L165 63ZM53 64L51 63L50 65H56L55 64V62L56 61H54L53 60ZM161 62H163V61H161ZM174 63V62H173ZM178 63V62H177ZM47 64V63H46ZM69 64H71V63H69ZM72 64H71V66H72ZM117 65V66H116ZM70 66V65H69ZM51 67V66H50ZM53 67V66H52ZM129 68V67H128ZM174 68H176V66L174 67ZM46 69V68H45ZM48 69H50V68H48ZM53 69V68H52ZM70 68L68 67V70H69ZM131 70V69H130ZM129 70V71H130ZM51 71V70H50ZM49 71V72H50ZM142 71V70H141ZM140 71V72H141ZM146 71H145V74H146ZM174 71H176V70H174ZM173 70H172V72H174ZM180 71V70H179ZM26 72H28L27 74H29V76H28V78H27V76L26 75H23L22 76V74H25ZM161 72H163V71H161ZM167 72V71H166ZM14 73V72H13ZM44 72H42V75H44L43 74ZM103 73V74H104ZM117 73V72H116ZM142 73V72H141ZM177 73V72H176ZM175 73V74H176ZM181 73V72H180ZM182 73H183V71H182ZM99 74V75H100ZM168 74H169V72H168ZM167 74V76H170V75H168ZM175 74H173V75H175ZM179 74V73H178ZM40 75V74H39ZM50 75H51V73H50ZM49 75V76H50ZM89 75H93L92 76V79H90V80H88L89 79ZM119 75V76H118ZM121 75V76H120ZM182 74H180V76H181ZM26 76V77H25ZM48 76V74L46 75V78H49V79H47V80H50V77ZM90 76V77H91ZM101 76V75H100ZM110 76V75H109ZM109 76H107V80L108 81H111V83H112V78H110V80H109ZM134 76V77H135ZM171 76H172V74H171ZM183 76V75H182ZM41 77V78H42ZM104 77H106V76H104ZM119 77H121V78H119ZM125 77H127V74H126V76ZM138 77H139V75H138ZM141 77V76H140ZM144 77V76H143ZM173 77V76H172ZM175 77H176V75H175ZM179 77V76H178ZM184 77V76H183ZM40 78V79H41ZM128 78H129V75H128ZM131 78V77H130ZM142 78V77H141ZM146 78V77H145ZM167 77H165V79H166ZM169 78V77H168ZM177 78V77H176ZM20 79V80H19ZM23 79V78H22ZM26 79L25 80H23V81H25L26 82ZM70 79V80H71ZM105 79V78H104ZM114 79V78H113ZM136 79V78H135ZM161 79H162V77H161ZM164 78H163V80H165ZM170 79V78H169ZM173 79V81H174V78H172ZM188 79V78H187ZM18 80L20 81V84H22L21 83V78L19 77L18 78ZM87 80H88V82H87ZM93 80V81H92ZM106 80V81H107ZM128 80H130V79H128ZM133 80H134V78H133ZM139 79H137V81H138ZM141 80H143V79H141ZM147 80H145V81H147ZM167 80V79H166ZM178 80V79H177ZM180 80V79H179ZM181 80H182V77H181ZM181 80H180V82H181ZM22 81V82H23ZM39 81V82H38ZM46 81V80H45ZM91 81V82H90ZM100 81V80H99ZM114 81H116V79H114ZM125 81V80H124ZM123 81V82H124ZM145 81H143V82H145ZM171 81V80H170ZM169 81V82H170ZM186 81H188L189 82V80H186ZM94 82V83H93ZM98 82V81H97ZM130 83L129 84H131V81H129ZM135 82H136V80H135ZM142 82V81H141ZM163 82H165V81H163ZM168 82V83H169ZM176 82H178L179 83V81H176ZM184 81H182L180 84H182ZM187 82V83H188ZM74 83V82H73ZM72 83V84H73ZM103 83H105V82H103ZM125 83H127L126 81H125ZM125 83H123V84H125ZM137 83V82H136ZM140 83V81L137 83V84H135V88L137 87L136 85H138ZM160 83V84H159ZM167 83V84H168ZM171 83V82H170ZM184 83H186V82H184ZM34 84H37L36 85V87L38 88V84H40L39 85V90H42L41 88L42 87H40V86H43V91H40V93L41 94H39L38 93V89L35 87V85ZM49 84V83H48ZM50 84H51V81H50ZM71 84V85H72ZM79 84V83H78ZM82 84V85H81ZM98 84V83H97ZM101 84V83H100ZM109 84V83H108ZM113 84H115V85H117L116 83H112V84H109L110 86L112 85L113 86ZM122 84V83H121ZM128 84V83H127ZM142 84V83H141ZM164 84V83H163ZM24 85H26V84H24L23 83V86ZM102 85V84H101ZM149 85V86H150ZM185 85V84H184ZM49 86V85H48ZM73 86H74V84H73ZM100 86V85H99ZM141 86V85H140ZM148 86V85H147ZM175 87H176V84L174 85ZM26 87V86H25ZM50 87V86H49ZM51 87H53V86H51ZM113 87H115V86H113ZM125 87V86H124ZM134 87V86H133ZM139 87V86H138ZM174 87V88H175ZM181 87V86H180ZM38 90V91H36V89ZM95 88H96V86H95ZM106 88V87H105ZM108 88H110V87H108ZM116 88V87H115ZM118 88V87H117ZM127 88H128V86H127ZM142 88L143 87H141L140 89L142 90ZM163 88V89H162ZM166 88V87H165ZM169 88V87H168ZM171 88H173V87H171ZM179 88V87H178ZM35 89V90H34ZM49 89V88H48ZM101 89V88H100ZM126 89V88H125ZM131 89V88H130ZM138 89V88H137ZM136 89V90H137ZM140 89H138V90H140ZM145 89H147V88H145ZM177 89V88H176ZM19 90H21V89H19ZM18 90V91H19ZM33 90H34V92H33ZM101 90H103V89H101ZM120 90H121V87H120ZM136 90H135V92L134 93H136ZM140 90V92H139V94H137L138 96L140 95V93L143 91H141ZM148 90V89H147ZM146 90V93H148L149 94V90L147 91ZM151 90V89H150ZM26 91V90H25ZM28 91V92H29ZM53 91V90H52ZM71 91L73 92V90L71 89ZM93 91V92H92ZM103 91H105V89L103 90ZM111 91H112V89H111ZM117 91V90H116ZM125 91H127V90H125ZM131 91H132V89H131ZM173 91V90H172ZM176 91V90H175ZM179 91V90H178ZM36 92V93H35ZM46 92V93H45ZM109 92V91H108ZM128 92V91H127ZM126 92V93H127ZM144 92V91H143ZM151 92V91H150ZM151 92V93H152ZM163 92V93H162ZM168 92V91H167ZM166 92V93H167ZM180 92V91H179ZM19 93V92H18ZM17 93V95H19V97L18 98H20L19 100H21L22 99V97H23V99H25L24 97H25V93L21 96V94L19 93L18 94ZM21 93H22V90H21ZM44 93V94H43ZM52 94V92L50 91L49 92V94ZM73 93H75V92H73ZM92 93H95V94H92ZM101 93L103 94V92L101 91ZM107 93V92H106ZM129 94H130V92H128ZM132 93V92H131ZM137 93H138V91H137ZM145 93V92H144ZM145 93V94H146ZM151 93H150V95H151ZM177 93V92H176ZM175 93V94H176ZM29 94V93H28ZM27 94V95H28ZM37 94H39L38 96H36ZM50 94V95H51ZM97 94H98V91H97ZM119 94H121V93H119ZM118 94V95H119ZM180 94V93H179ZM33 95V96H32ZM41 95V96H42ZM53 95V94H52ZM104 95H105V93H104ZM108 95V94H107ZM128 95V94H127ZM131 95V94H130ZM129 95V96H130ZM136 95V94H135ZM150 95H149V98H150ZM167 95V94H166ZM21 96V97H20ZM36 96V97H35ZM74 96V95H73ZM96 96V95H95ZM98 96V95H97ZM103 96V95H102ZM109 96V95H108ZM112 96V95H111ZM111 96H109L108 97V99L111 97ZM123 96V95H122ZM132 96V95H131ZM130 96V97H131ZM155 96V95H154ZM153 96V98H155ZM165 96V97H164ZM170 96V95H169ZM27 97V96H26ZM52 97H55V95L54 96H52ZM95 98V100L94 101H92L93 102V104L92 105H89V108H90V106H93L92 108H88L87 110H85V105H88V101H90V100H92V99H94ZM104 97H106V96H104ZM113 97V96H112ZM118 97H120V96H118ZM117 97V98H118ZM124 97H126V95L124 96ZM145 97V96H144ZM143 96H142V94H141V96H139V99H142V98H144ZM168 97V96H167ZM36 98V99H35ZM44 98V97H43ZM73 98V97H72ZM72 98H71V101H72ZM74 98V99H75ZM101 98V97H100ZM103 98V97H102ZM116 98V97H115ZM134 98V97H133ZM137 98V97H136ZM168 98H170V97H168ZM167 98V99H168ZM17 99V98H16ZM29 99V100H30ZM104 99V98H103ZM102 99V100H103ZM106 99H107V97H106ZM107 99V100H108ZM113 100H114V98H112ZM145 99H147V97L145 98ZM156 99V98H155ZM18 100V101H19ZM41 100H42V98H41ZM110 100H111V98H110ZM109 100V101H110ZM113 100H111L112 102H114ZM120 100V99H119ZM118 100V101H119ZM126 100V99H125ZM125 100H122V101H124V104L126 103V102H128V100H129V98L127 99V101H125ZM154 100V99H153ZM22 101V100H21ZM26 101H28V100H26ZM25 101V102H26ZM40 101V100H39ZM43 101H46V102H48L47 101V99L45 100V98H44V100H42L41 101V103H42V105L41 106H43V107H45L44 105H43ZM51 101H53V99L51 100ZM110 101V102H111ZM137 101H138V99H137ZM136 101V102H137ZM143 101H144V99H143ZM142 101V102H143ZM148 101H149V99H148ZM150 103L153 105L154 104V101H152L151 100V98H150ZM32 102H33V105H32ZM46 102L44 103L45 105H47L48 106V108H49V110H50V107H52V106H49L48 104L50 103V101H49V103H47L46 104ZM100 102V101H99ZM102 102V101H101ZM104 102V101H103ZM121 102V100L119 101V103ZM153 102V103H152ZM179 102V101H178ZM182 102V101H181ZM21 103V105H22V102H20ZM20 103H19V106L18 107H20L21 105H20ZM28 103V104H29ZM73 103V102H72ZM76 103V102H75ZM118 102H117V104H119ZM138 103L140 104V100L138 101ZM149 103V102H148ZM183 103V102H182ZM18 104V103H17ZM23 104H25L24 102H23ZM54 104V103H53ZM99 104V103H98ZM108 104V103H107ZM122 104V103H121ZM127 104V103H126ZM138 104V105H139ZM145 104V103H144ZM143 103H142V106H146L147 104H145L144 105ZM51 105V104H50ZM73 105V104H72ZM112 105V104H111ZM115 105V104H114ZM132 105V104H131ZM130 105V106H131ZM151 105V106H152ZM81 106V107H80ZM95 106L97 107V108H95ZM104 106H105V104H104ZM108 106V105H107ZM106 106V107H107ZM115 106H117L118 108H116ZM114 107L116 108L115 110H117V113H118V109L120 108V106L119 105H115ZM123 106V105H122ZM127 106H128V104H127ZM149 106V105H148ZM147 106V107H148ZM156 106V105H155ZM154 106V107H155ZM181 106H183L182 104H181ZM28 107V106H27ZM26 107V108H27ZM30 107V106H29ZM28 107V110L29 109H31V107L29 108ZM78 107V106H77ZM124 107V106H123ZM122 107V108H123ZM176 107V106H175ZM129 108V107H128ZM134 108V107H133ZM133 108H130V109H133ZM149 108H150V106H149ZM152 108V107H151ZM172 108H173V105H172ZM179 108H180V106H179ZM182 108V107H181ZM39 109L41 110V108L39 107ZM55 109V108H54ZM97 109H99V113H98V110ZM105 109V108H104ZM109 109V108H108ZM111 109V108H110ZM127 109V108H126ZM138 109H140L139 107H138ZM175 109V108H174ZM173 109V110H174ZM22 110H24V109H22ZM27 110V111H28ZM32 110H34L33 108H32ZM31 110V111H32ZM36 110V109H35ZM39 110V114L40 113H43V112H41ZM147 110V111H146ZM176 110V109H175ZM181 110H183V109H181ZM20 111V110H19ZM43 111V110H42ZM78 111V112H79ZM113 111H114V109H113ZM138 111V110H137ZM156 111L157 110H155V113H156ZM21 112V111H20ZM23 112V111H22ZM35 113L36 111H32V113ZM37 112H38V110H37ZM49 112H51V111H49ZM53 112V111H52ZM81 112V111H80ZM119 112H120V110H119ZM125 111H123V112H121V114H122V117H123V113H124ZM129 112V111H128ZM151 112H152V110H151ZM24 113V112H23ZM27 113V112H26ZM26 113H24V114H21L22 116V118H24V117H26V116H24ZM28 113H29V111H28ZM31 113V112H30ZM31 113V115H33V116H31L30 118H31V120L30 121H33V118H36L35 119V121H34V123H35V125H34V130L35 131H39V132H41L42 130V127L40 128V127H38L37 125H40V124H37V122H36V120L37 119H41V121H43L42 120V116L40 115V117L39 116H37L36 117V115H38L37 113L35 114V117H34V113L32 114ZM48 113V112H47ZM133 113V112H132ZM182 113H184V112H182ZM182 113H180V114H182ZM57 114V113H56ZM56 114H53V115H56ZM119 114V113H118ZM129 114H130V112H129ZM44 115V114H43ZM67 114H65L64 116H66ZM71 115V114H70ZM120 115V114H119ZM119 115L117 116L118 118H119ZM133 114H131V116H132ZM135 115V114H134ZM30 116V115H29ZM46 116V115H45ZM50 116H52L51 114H50ZM49 116V117H50ZM127 116H129V115H127ZM137 116V117H138ZM159 116H161V118L159 117ZM162 116L165 118V116H168V118H169V120H170V122H172V123H167L168 125H163V123L165 122V120H163L162 119ZM179 116V115H178ZM177 116V117H178ZM183 116H185V114L183 115ZM28 117V116H27ZM54 117H57V116H54ZM68 117H69V115H68ZM120 117H121V115H120ZM136 116H135V120H136V118H137ZM160 119H159V118ZM46 119H48V117H45ZM53 118V117H52ZM79 118H80V116H79ZM123 118H125V117H123ZM128 118V117H127ZM151 118H155V119H151ZM174 118V117H173ZM189 118V117H188ZM203 118V117H202ZM39 119V120H40ZM68 119V118H67ZM120 119V118H119ZM138 119V120H139ZM156 119H159L160 120V122L159 121H157ZM23 120H25V119H23ZM45 120V119H44ZM50 120H51V118H50ZM81 120V119H80ZM123 119H121V121H122ZM132 120V119H131ZM133 120H134V118H133ZM134 120V121H135ZM161 120H163V123L161 122ZM186 120V119H185ZM29 121V122H30ZM53 121V120H52ZM67 121V120H66ZM83 121V120H82ZM125 121H126V119H125ZM124 121V122H125ZM137 121V120H136ZM157 121V122H156ZM182 121V120H181ZM180 121V122H181ZM40 122V121H39ZM47 122V121H46ZM50 122V121H49ZM55 122H57V120L55 121ZM154 122H156L157 123V125L154 123ZM167 122H169V121H167ZM41 123V122H40ZM80 123H82V122H80ZM121 123V122H120ZM137 123V122H136ZM166 123V122H165ZM186 123V122H185ZM185 123H183V124H185ZM32 124V123H31ZM30 124V125H31ZM37 124V125H36ZM51 124V123H50ZM54 124H56V123H54ZM91 124H88V125H91ZM124 124V123H123ZM125 124H127V123H125ZM132 124H134L135 126H137L136 124H135V122L134 123H132ZM131 124V125H132ZM182 124V123H181ZM52 125V124H51ZM50 125V126H51ZM154 125H156V127H157V131H156V134L154 135V137H153V139H152V137H151V135H149L150 134V132H151V130H152V127L151 126H153L154 127ZM180 125V126H179ZM187 125V124H186ZM33 126V125H32ZM48 126V125H47ZM54 125H52L51 127H53ZM87 126V125H86ZM85 126V127H86ZM126 126H129L128 124L126 125ZM126 126H125V128H126ZM135 126H134V128H135ZM189 126V125H188ZM27 127V126H26ZM37 127V128H36ZM56 127V125L54 126V128ZM178 127V128H177ZM187 127V126H186ZM28 128V127H27ZM36 128V129H35ZM40 128V129H39ZM44 128V127H43ZM120 128V127H119ZM122 129H123V126L121 127ZM133 128V129H134ZM137 128V127H136ZM150 128H151V130H150ZM181 128L183 129V131H182V133L184 132V128H185V126H184V128H183V126H181ZM180 128V129H181ZM189 128V127H188ZM26 129V128H25ZM39 129V130H38ZM53 129V128H52ZM142 129V130H143ZM27 130V129H26ZM49 130V129H48ZM57 130V129H56ZM84 130H86L85 128H84ZM83 129H82V131H84ZM25 131V130H24ZM47 131V130H46ZM50 131V130H49ZM51 131H53V130H51ZM58 131V130H57ZM56 131V133H58ZM105 131V132H104ZM153 131V130H152ZM43 136L44 137H47V134H48V132L45 134V128H44V130H43ZM118 132H120V130H118ZM126 132H128L127 130H126ZM154 132V131H153ZM53 132H51L50 134H52ZM55 133V134H56ZM84 133V132H83ZM86 133V134H87ZM136 133H137V131H136ZM85 134V135H86ZM127 134V133H126ZM125 133H124V135H126ZM179 134H181L180 132H179ZM33 136H35L34 134H32ZM46 135V136H45ZM101 135V134H100ZM119 135V134H118ZM26 136V135H25ZM33 136H31V137H33ZM38 136V135H37ZM52 136V135H51ZM54 136V135H53ZM52 136V137H53ZM58 136V135H57ZM102 136V137H103ZM116 136V135H115ZM122 135H120V137H121ZM49 137H50V135H49ZM59 137V136H58ZM179 137L180 138H184V135L182 136H180L179 135ZM29 138H30V136H28V140H29ZM38 138V137H37ZM89 138V137H88ZM97 138H98V136H97ZM105 138V137H104ZM26 139H27V137H26ZM31 139V138H30ZM42 139V138H41ZM52 139V142H53V138H51ZM56 139H57V137H56ZM93 139V138H92ZM101 139V138H100ZM115 139V138H114ZM118 139V138H117ZM120 139V138H119ZM122 139V138H121ZM120 139V140H121ZM46 140V139H45ZM55 140V139H54ZM58 140V139H57ZM99 140V139H98ZM97 140V141H98ZM35 141V140H34ZM34 141H32L33 143H34ZM37 141H39V140H37ZM36 141V142H37ZM51 141V140H50ZM49 141V142H50ZM107 141V139L106 140H104L103 141V138L101 139V142L99 141V142H97L98 143V145H100V143L102 144H105V142ZM114 141V140H113ZM116 141V140H115ZM173 141H175L177 144H176V146H174V145H171V143L173 142ZM27 142V141H26ZM56 142V141H55ZM54 142V143H55ZM92 142H93V140H92ZM94 142H96V140L94 141ZM93 142V143H94ZM171 142V143H170ZM175 142H174V144H175ZM190 142V141H189ZM110 143V142H109ZM108 142H107V147H108V144H109ZM111 143H113V142H111ZM116 143V142H115ZM118 143H119V141H118ZM184 143V144H183ZM35 144V143H34ZM37 144V143H36ZM42 144H45V142L44 143H42ZM50 146H52L53 144L50 142ZM189 144V143H188ZM30 144H28V146H29ZM38 145V144H37ZM36 145V146H37ZM98 145H96V146H98ZM142 145V144H141ZM30 146H32V144L30 145ZM34 146V145H33ZM35 146V147H36ZM44 146H46V145H44ZM53 146H55V144L53 145ZM95 146V147H96ZM117 146V145H116ZM172 146V147H171ZM199 146H201V145H199ZM34 147V149H38V148H35ZM39 148H40V146H38ZM48 147V146H47ZM46 147V148H47ZM93 147H94V145H93ZM92 147V148H93ZM101 147V146H100ZM99 146H98V148H100ZM107 147H104V145H102V148L101 149H103L104 148V150L105 149H107ZM110 147V146H109ZM189 147V146H188ZM191 147V146H190ZM32 148V147H31ZM49 148V147H48ZM53 148V147H52ZM60 148H62V146L60 147ZM142 148V147H141ZM203 148V147H202ZM42 150L44 149V148H41ZM95 149L96 148H94V152L96 153L97 151H95ZM110 149V148H109ZM108 149V150H109ZM116 149V148H115ZM41 150V151H42ZM51 150V149H50ZM118 150V149H117ZM201 150V149H200ZM35 150H33V152H34ZM39 151H40V149H39ZM43 151H46L45 149L43 150ZM47 151L49 152V150L47 149ZM52 151V150H51ZM50 151V152H51ZM131 151V150H130ZM187 151H189V150H187ZM221 151V150H220ZM38 152V151H37ZM36 152V153H37ZM93 152V153H94ZM100 152V151H99ZM105 152V151H104ZM103 152V150H102V153H104ZM31 153V152H30ZM35 153V152H34ZM34 153H32V154H34ZM39 153V152H38ZM42 153H44V152H42ZM42 153H41V155H42ZM47 152H45V154H46ZM54 153V152H53ZM51 154L52 156L51 157H53V155L54 154ZM109 153H111V151L109 152ZM108 153V154H109ZM140 153V152H139ZM49 154V155H50ZM96 154H98V152L96 153ZM112 154V153H111ZM115 154H117V153H115ZM135 154V153H134ZM190 154H191V152H190ZM219 154V153H218ZM220 154H222V153H220ZM98 155H101V153L100 154H98ZM103 155V154H102ZM102 155H101V157H102ZM119 155V154H118ZM129 155V154H128ZM131 155H132V152H131ZM36 156V155H35ZM96 156V155H95ZM134 156V155H133ZM138 156H139V154H138ZM187 156H188V159H189V161H188V159H187ZM32 157H34V156H32ZM46 157H48V156H46ZM56 157H57V155H56ZM97 157V156H96ZM100 157V158H101ZM107 157V156H106ZM111 157V156H110ZM112 157H113V155H112ZM111 157V158H112ZM117 157V156H116ZM128 157H130L129 159H131V156H127V158ZM137 157V156H136ZM141 157H142V153H141ZM38 157H35V162H36V159H37ZM40 158V157H39ZM99 158V157H98ZM99 158V160L100 161H102L103 159L101 158L100 159ZM108 158H109V156H108ZM108 158H107V161H108ZM127 158H126V162H127ZM139 158V157H138ZM28 159H29V157H28ZM31 159V158H30ZM52 159V158H51ZM53 159H55V158H53ZM52 159V160H53ZM58 159V158H57ZM117 160L119 159L118 157L116 158ZM144 159V160H145ZM160 159H162V160H160ZM221 159H222V157H221ZM48 160V159H47ZM51 160V161H52ZM98 160V159H97ZM110 160V159H109ZM112 160H114V159H112ZM112 160H110V164H112L111 163V161ZM157 160H159L158 161V164L156 163L157 162ZM219 160V159H218ZM44 161V160H43ZM50 161V160H49ZM48 161V162H49ZM129 161V160H128ZM131 161V160H130ZM135 161V160H134ZM133 161V162H134ZM141 161V160H140ZM139 161V162H140ZM188 161V162H187ZM29 162V161H28ZM33 162H34V160H33ZM39 162V161H38ZM38 162H37V164H38ZM55 162H58V161H55ZM99 162V161H98ZM114 163H115V161H113ZM120 162V161H119ZM125 162V163H126ZM133 162H131V163H133ZM43 163H45V162H43ZM50 163V162H49ZM100 163V162H99ZM98 163V164H99ZM107 163V162H106ZM109 163V162H108ZM143 163V162H142ZM155 163L157 164V165H159V166H157V167H154V166H156L155 165ZM190 163V162H189ZM30 164H33L32 163V161H31V163ZM30 164H28L29 165V167H31L30 166ZM36 164V165H37ZM46 164V163H45ZM48 164V163H47ZM52 164V163H51ZM55 164V163H54ZM53 164V165H54ZM58 164V163H57ZM57 164H56V167H57ZM101 164H102V162H101ZM117 164H118V162H117ZM116 164V165H117ZM127 164V163H126ZM126 164H124V162H123V168H127V167H129L128 165H133V164H130V163H128V165H126ZM139 164V163H138ZM53 165H52V167H53ZM100 165V164H99ZM103 165V164H102ZM218 165V164H217ZM43 167H44V164L42 165ZM47 166H49V165H47ZM103 166H105V165H103ZM106 166H108L109 167V165H107L106 164ZM114 166V165H113ZM194 166V165H193ZM34 167V166H33ZM135 168H136V166H134ZM133 166H132V168H134ZM140 167V166H139ZM195 167V166H194ZM39 168V167H38ZM38 168H36V169H38ZM47 168V167H46ZM45 168V169H46ZM54 168V167H53ZM96 168H99L98 166H96ZM101 169L103 168V167H100ZM99 168V169H100ZM114 168V167H113ZM117 168H118V166H117ZM123 168H122V170H123ZM157 168H158V171H157ZM48 169H50V167L48 168ZM104 169H105V167H104ZM104 169H103V173H104ZM111 170H112V172L111 171H107V172H109V175L111 174V173H113V175H114V172H115V170L114 169H112V168H110ZM129 169V168H128ZM138 169H140V168H138ZM137 169V170H138ZM173 169V170H172ZM33 170H35L34 168L32 169V171ZM53 172H54V170H56V169H51ZM51 170H49V172H52ZM127 171V169H124V171ZM132 170V169H131ZM135 170V169H134ZM141 170V169H140ZM47 171V170H46ZM99 171V170H98ZM102 171V170H101ZM142 171V170H141ZM48 172V171H47ZM48 172V173H49ZM140 172V171H139ZM147 172V171H146ZM193 172V171H192ZM221 172V171H220ZM224 172V171H223ZM48 173H46V175H48ZM55 173V172H54ZM54 173H53V175H54ZM96 173H97V170H96ZM102 173V172H101ZM102 173V174H103ZM117 173V172H116ZM115 173V174H116ZM141 173V172H140ZM160 173V172H159ZM162 173V172H161ZM222 173V172H221ZM225 173V172H224ZM223 173V174H224ZM51 173H49V175H50ZM106 174V173H105ZM105 174H103L102 175V177L105 175ZM139 174V173H138ZM141 174H143V173H141ZM149 174H151V173H149ZM149 174H147L148 175V178H149ZM48 175V176H49ZM52 175V176H53ZM57 175H59V174H57ZM97 175V174H96ZM99 175V174H98ZM97 175V176H98ZM109 175H108V177H109ZM127 174H124V176H126ZM131 174H129L128 176H130ZM146 175V174H145ZM155 175V172H154V174H153V176ZM159 175V174H158ZM166 175H168V174H165V176ZM47 176V178H49ZM60 176V175H59ZM100 176V175H99ZM111 177H112V175H110ZM122 176V175H121ZM136 175L134 174V177H135ZM142 176V175H141ZM161 176H162V174H161ZM170 176V175H169ZM194 176V175H193ZM220 176H221V174H220ZM226 176V175H225ZM36 177V176H35ZM55 177H57V176H55ZM55 177L53 178V179H55ZM63 177H65V176H63ZM60 178V184L61 183H63V180L62 179H64V178ZM96 177V176H95ZM93 178V180L92 181H95V182H97V181H100V182H103L104 180V178L101 180V178L102 177H99V178ZM104 177H106V175L104 176ZM111 177H109L110 179H111ZM131 177V176H130ZM133 177V176H132ZM138 177H139V175H138ZM144 177V176H143ZM158 179H157V178ZM164 177V176H163ZM172 177V178H173ZM222 177V176H221ZM34 178V176L32 177V179ZM46 178V179H47ZM58 178V177H57ZM70 178V177H69ZM68 178V179H69ZM123 178V177H122ZM136 178V177H135ZM162 178V177H161ZM159 178L158 176H155V179H154V186L156 187V188H158V185H160L161 186V183H159V184H157L156 185V179L158 180V182L160 181V182H164L165 183V180H163V179H165V178H167V177H165V178ZM34 179H36V178H34ZM50 179V178H49ZM95 179V180H94ZM98 179H100V180H98ZM120 179V178H119ZM124 179V178H123ZM123 179H122V185H121V181H119V185H121V186H123L125 183H124V181H123ZM126 179H127V176H126ZM141 179H143V178H141ZM160 179V180H159ZM220 179H222V178H220ZM225 179H226V177H225ZM57 180H59V179H57ZM61 180H62V182H61ZM65 180H66V178H65ZM121 180V179H120ZM138 180H139V178H138ZM149 179H147V181H148ZM152 179H150V181H151ZM162 180V181H161ZM173 180H175V179H173ZM228 180V179H227ZM35 181H37V180H35ZM109 181V180H108ZM118 181V180H117ZM145 181H146V179H145ZM223 181V180H222ZM225 182H226V180H224ZM56 182H58V181H56ZM65 182V181H64ZM88 182H89V180H88ZM88 182H87V184H88ZM94 182V183H95ZM126 182V181H125ZM129 182L131 183V180H127V184H129ZM133 182V181H132ZM167 182H169V180H167ZM193 182V183H192ZM228 182V181H227ZM226 182V183H227ZM36 183V182H35ZM54 183V182H53ZM59 183V182H58ZM90 183H91V181H90ZM93 183V182H92ZM98 183V182H97ZM96 183V184H97ZM111 183V182H110ZM170 183H172V182H169L168 183V185L170 184ZM226 183H225V185H226ZM229 183V182H228ZM99 184H102V183H99ZM104 184V183H103ZM115 184V183H114ZM113 184V185H114ZM127 184H125L127 187H128V185ZM150 184H152L151 182H150ZM163 184V183H162ZM175 184V183H174ZM36 185V184H35ZM58 185V184H57ZM98 185V184H97ZM148 185V184H147ZM164 185H166V183L164 184ZM192 185H193V188H192ZM224 185V186H225ZM228 185V184H227ZM226 185V186H227ZM56 186V185H55ZM99 186V185H98ZM121 186H118V184H117V187L115 186V187H113V189L114 188H117L118 189V191H119V188H123V187H125V186H123V187H121ZM131 186V185H130ZM146 186V185H145ZM152 186V185H151ZM150 186V187H151ZM167 186V185H166ZM172 185H170V187H171ZM175 186H176V184H175ZM223 186V187H224ZM58 187V186H57ZM60 187V186H59ZM168 187V186H167ZM228 187V186H227ZM148 189H150L149 188V185H148V187H147ZM155 188V189H156ZM161 187H159V190H160V192L162 191L161 189H160ZM173 188V187H172ZM171 188V189H172ZM175 188V187H174ZM117 189H115V190H117ZM151 189H152V187H151ZM164 189H165V187H164ZM176 189V188H175ZM120 190H123L122 192H124L125 193V190L124 189H120ZM169 190V189H168ZM226 190V189H225ZM106 191H107V189H106ZM157 191V190H156ZM167 191V190H166ZM47 192V191H46ZM100 191H98L97 193H99ZM102 192H104V191H101V193ZM116 192V194H118L117 193V191H115ZM122 192L120 191V193H121V195H122ZM100 193V194H101ZM107 193H109V192H107ZM120 193L118 194V195H120ZM154 193H156L155 191H154ZM158 193V195H160L159 194V192H157ZM173 193V192H172ZM193 193H195L194 191H193ZM46 194L47 193H45V196H46ZM103 194V193H102ZM163 194V193H162ZM174 194H175V192H174ZM184 194V195H183ZM117 195V196H118ZM125 195H126V193H125ZM148 195H149V193H148ZM166 195V194H165ZM192 195H194V194H192ZM44 196V197H45ZM106 196V195H105ZM123 196V195H122ZM156 196L157 195H155V200H156V202H157V198H156ZM185 196V197H186ZM195 196V195H194ZM48 197L50 198L51 196H49V194H47V196L45 197V199H46V201H47V199H48ZM56 197V196H55ZM99 197H102L101 195H99ZM107 197V196H106ZM105 197V198H106ZM120 197V196H119ZM124 197V196H123ZM152 197V196H151ZM161 197V196H160ZM163 197L164 196H162V199H163ZM167 197H169L170 198V196H167ZM188 197V196H187ZM41 198H42V196H41ZM104 198V197H103ZM104 198V199H105ZM108 198V197H107ZM175 198V197H174ZM183 198V197H182ZM54 199V198H53ZM100 200V202L102 201V198H99ZM104 199H103V201H102V203H106V201H104ZM159 199V198H158ZM184 199V198H183ZM194 199V198H193ZM49 200V199H48ZM51 200H52V198H51ZM166 200H167V198H166ZM168 200H171L172 201V199L170 198V199H168ZM187 200V199H186ZM38 201V200H37ZM120 201H122L123 203H125L124 201H127L126 200V198L124 199V200H120ZM163 201H164V199H163ZM178 201V200H177ZM191 201H193V200H191ZM195 201V200H194ZM194 201H193V205H194ZM40 202V201H39ZM43 202V201H42ZM97 202V201H96ZM168 202V201H167ZM175 202V201H174ZM182 202V201H181ZM105 203H104V205H105ZM108 203V202H107ZM107 203H106V205H107ZM162 203V202H161ZM184 203V202H183ZM183 203H181V205L183 204ZM42 203L40 202V205H41ZM178 204V203H177ZM185 204H186V202H185ZM190 204H191V202H190ZM262 204V203H261ZM101 205V204H100ZM164 205H165V203H164ZM173 205V204H172ZM193 205H190V206H193ZM196 205V204H195ZM195 205L193 206L194 208H195ZM263 205L264 204H262V207H263ZM99 206V205H98ZM118 206V205H117ZM160 206V205H159ZM187 206V205H186ZM105 207V206H104ZM104 207H102V209H104ZM124 207V206H123ZM154 207V206H153ZM163 207V206H162ZM162 207H161V210H162ZM173 207V206H172ZM171 207V208H172ZM193 207H192V209H193ZM259 207H260V204H259ZM37 210H39L38 212H43L44 210H43V208H42V206H41V208L39 207V206H37ZM99 208H100V206H99ZM98 208V209H99ZM124 208H126V205H125V207ZM124 208H122V209H124ZM157 208H159V207H157ZM174 208H176L175 206L173 207V209ZM178 208H180V207H178ZM188 208H189V206H188ZM42 209V210H41ZM115 209V208H114ZM120 209V208H119ZM121 209V210H122ZM165 209H166V207H165ZM168 209H169V207H168ZM183 209H184V206H183ZM182 209V210H183ZM105 210V209H104ZM104 210H102L103 212H104ZM158 210V209H157ZM161 210H160V212H161ZM188 210V209H187ZM187 210L185 209L184 211L185 212H187ZM195 210V209H194ZM194 210H192V211H194ZM257 210L258 211H260L258 208H257ZM262 210V209H261ZM96 211V210H95ZM111 211H113V210H111ZM118 211H120V210H117V212ZM123 211H125V213L124 214H126V210L124 209ZM153 211H155L156 212V210L154 209ZM165 211V210H164ZM164 211H162L163 213H164ZM167 211V210H166ZM178 211V210H177ZM189 211V210H188ZM190 211H191V209H190ZM99 212H100V214H101V211L99 210ZM102 212V213H103ZM107 212V211H106ZM120 212H122V211H120ZM128 212V211H127ZM154 212V213H155ZM159 211L157 212V213H160ZM168 212V211H167ZM171 212H174V211H172V209H171ZM179 212V211H178ZM196 212V211H195ZM40 213H38V214H40ZM44 213V212H43ZM42 213V214H43ZM114 213V212H113ZM129 213H131L130 211H129ZM156 213V214H157ZM117 214V213H116ZM121 214V213H120ZM123 214V213H122ZM122 214H121V217H122ZM148 214V213H147ZM152 214V213H151ZM166 214H168V213H166ZM165 214V215H166ZM171 214V213H170ZM174 214H175V212H174ZM177 214V213H176ZM179 214V213H178ZM194 214V213H193ZM197 214V213H196ZM261 214H264V213H261ZM96 215V214H95ZM119 215V214H118ZM127 215H128V213H127ZM125 216V217H128V216ZM131 216H133L132 214H130ZM148 215H150V214H148ZM160 215H161V217H162V215L163 214H161L160 213ZM165 215L163 216V217H165ZM38 216H41V217H39V219H41L42 220V218L43 217H45V216H42L41 214L40 215H38ZM97 216V215H96ZM110 216V215H109ZM147 216V215H146ZM193 216V215H192ZM104 217H105V215H104ZM119 217V216H118ZM125 217L123 216L122 217V219H124L125 220ZM151 217H152V215H151ZM172 217H173V215H172ZM175 218H176V216H174ZM181 216H179V218H180ZM194 217H197V218H199L198 217V215L197 216H194ZM263 217H264V215H263ZM46 218V217H45ZM45 218H43L44 219V221L46 220ZM98 218V217H97ZM101 218V217H100ZM109 218V217H108ZM130 217H128V219H129ZM153 218V217H152ZM156 218V217H155ZM160 218V217H159ZM167 218V217H166ZM166 218H163L164 220L166 219ZM182 218V217H181ZM186 219H187V221L189 222L191 219H189L188 220V218H187V216L185 217ZM189 218H190V216H189ZM192 218V217H191ZM117 219H121V218H117ZM131 219L132 218H130V221H131ZM149 219V218H148ZM161 219V218H160ZM184 219V215H183V218L180 220L181 221V227L179 228V230H180V233H179V230H177L176 229V223H175V221L177 220V219H175V221H174V223H175V225L173 226V227H175V228H173L174 230H170V233H169V235H167L166 236V238H168V239H164V242L166 241H168L167 242V244L169 243L172 247H174V244H176V245H178V246H180V248H178V246L176 247L175 246V248H178V249H180L179 251H181L182 253H183V251L181 250V248H183V249H186L185 250V252H184V256H182V257H184V259H182V257H179V259L178 260H180V259H182V260H184V263L185 264H197V263H202V258H203V256L205 257V255H203V253L202 252H200V253H198L199 251H198V249H200V248H202V244H200V248H197V252H191V251H196L195 250V248H196V246H198V245H196V243H202L201 241V239H200V233H201V235H202V232L201 231H199L198 229H200L199 227H198V232L197 231H195L196 232V234H199V239H197V240H199L198 242L194 239V238H192V237H194V235L195 234H192L193 233V229H190L189 227H188V225L190 224V223H188L187 224V222H186V219L185 220H183ZM196 219V218H195ZM133 220V219H132ZM134 220H135V218H134ZM164 220H162V221H164ZM43 221V222H44ZM61 220L59 219V222H60ZM105 221V220H104ZM108 221V220H107ZM111 221V220H110ZM160 221V220H159ZM166 222H167V220H165ZM199 221H200V219H199ZM53 222V221H52ZM55 222V221H54ZM58 222V223H59ZM99 221H98V219H97V222L96 223H98ZM155 222V221H154ZM194 221H192L191 223L194 225V223H193ZM195 222H196V225L198 224L197 222L198 221H196L195 220ZM264 222V221H263ZM45 223V229L47 228V226L49 225H46V221L44 222ZM57 223V220H56V224H58ZM128 223V225H130V222H127ZM127 223H126V225H125V222L124 223H122L121 224V226L122 225H125V226H127V228L128 229H125L124 227L125 226H123L122 228H120V229H122V231L125 229V233H126V235L127 234H130V232H131V228H134V225H133V227L132 226H128L127 225ZM133 223V222H132ZM161 223H163V222H161ZM180 223V222H179ZM42 224L43 223H41V229H43L42 228ZM55 224V225H56ZM99 224H100V222L98 223V226L97 227H99ZM105 224V222L103 223V225ZM200 224V223H199ZM262 224V223H261ZM260 224V225H261ZM44 225V224H43ZM54 225V226H55ZM106 225V224H105ZM115 225V224H114ZM118 225V224H117ZM161 225H163V224H161ZM173 225V224H172ZM171 225V226H172ZM179 225V224H178ZM192 225V226H193ZM156 226V225H155ZM159 226H160V224H159ZM199 226V225H198ZM49 227V226H48ZM106 228H108L107 226H105ZM104 227V228H105ZM160 227H162V226H160ZM164 227V226H163ZM166 227H168V225L167 226H165V228H163V229H161V231L163 230V232H165V229H167ZM170 227V226H169ZM201 227V226H200ZM105 228V229H106ZM116 229H118V228H116ZM117 230V231H119V233L121 234V233H123L121 230ZM129 229H130V232H129ZM171 229H172V227H171ZM175 229L177 230V232H175ZM196 229H194V230H196ZM262 229V228H261ZM263 229H264V223H263ZM262 229V230H263ZM47 230H48V228H47ZM46 230V231H47ZM45 230L43 231V233L45 234V232H46ZM167 231V230H166ZM264 231V230H263ZM105 232H107L106 230H105ZM109 233H110V230L108 231ZM127 232H129V233H127ZM162 232V234H164ZM200 232V233H199ZM261 232V231H260ZM43 233H42V236H43V239H44V237L46 238V234H47V232H46V234L45 235H43ZM111 233H112V235H113V232L111 231ZM181 234L179 237H178V235L179 234ZM263 233V232H262ZM106 234V233H105ZM118 233L116 232L112 237V239L114 240L115 239V237H118V235H117ZM119 234V235H120ZM168 234V233H167ZM192 234V235H191ZM98 235V234H97ZM108 235V234H107ZM117 235V236H116ZM123 235V234H122ZM121 235V236H122ZM126 235H123L122 237L121 236H119V237H121V239H119L118 241H120V242H122L123 241V239H126V238H123L124 236H126ZM165 235V234H164ZM106 236V235H105ZM109 236V235H108ZM127 236H129V235H127ZM97 237H99V235L97 236ZM96 236H95V239L97 238ZM161 237H163V236H161ZM181 237H182V240L180 241V244L178 243V241L181 239ZM108 238V237H107ZM123 238V239H122ZM178 238H180L179 240H178ZM185 238V239H184ZM117 239V238H116ZM154 239V238H153ZM163 238H161V240H162ZM97 240H99V239H97ZM96 240V241H97ZM152 240V239H151ZM154 240H156V239H154ZM195 240V241H194ZM201 240V241H200ZM95 241V242H96ZM100 241V240H99ZM99 241H98V243H99ZM116 242L115 241V245H116V247H117V244H119L118 245V247L120 246V245H122L120 242ZM259 241V240H258ZM260 241H261V238H260ZM260 241H259V243H260ZM106 242H107V240H106ZM105 242V243H106ZM124 242H126V241H124ZM123 242V243H124ZM155 242V241H154ZM157 242V241H156ZM162 242H163V240H162ZM182 242H183V244H182ZM112 243H113V241H112ZM198 243V244H199ZM261 243H262V241H261ZM107 244H109L108 242H107ZM164 244V243H163ZM204 245H205V241H204V243H203ZM113 245V244H112ZM115 245H113V248L115 247ZM125 245V243L122 245V247H123V249H125L124 246ZM153 245V244H152ZM157 245V244H156ZM162 245V244H161ZM164 245H166V244H164ZM164 245H162V246H164ZM204 245H203V247H204ZM262 245V244H261ZM139 246V244H137V247ZM158 246V245H157ZM161 246V247H162ZM168 246V245H167ZM182 246V247H181ZM183 246H185V247H183ZM97 247H99V246H97ZM97 247H96V250H97ZM153 247V246H152ZM199 247V246H198ZM109 248H110V245H109ZM155 248V247H154ZM153 248V249H154ZM166 248V247H165ZM261 248H262V246H261ZM261 248H259V249H261ZM114 249H117V250H122V248H121V246L119 247V248H114ZM156 249V248H155ZM158 249V248H157ZM162 249H164V247L162 248ZM167 249V248H166ZM172 249V248H171ZM177 249V250H178ZM206 249V248H205ZM257 249H258V247H257ZM264 249V248H263ZM106 250H107V248H106ZM117 250H115V252H116V257L119 255H117ZM120 250H119V252H120ZM137 250H139V249H137ZM136 250V253H135V255L137 254V253H139V251H137ZM202 250L206 253L207 251L206 250H204L203 248H202ZM262 250V249H261ZM99 251V250H98ZM124 251V250H123ZM122 251V252H123ZM141 251V250H140ZM156 251V250H155ZM158 251V250H157ZM174 251V250H173ZM263 251V250H262ZM100 252V251H99ZM107 252V251H106ZM115 252H114V254H115ZM142 252H143V254H144V251H143V249H142ZM259 252H260V250H259ZM40 253V257H41V264H46V263H48L47 262V259L45 258L46 256H45V254H44V252H39ZM108 253V252H107ZM107 253H105V254H107ZM110 253V252H109ZM154 253V252H153ZM141 254V253H140ZM140 254H137L136 256H138V255H140ZM174 254V253H173ZM207 254H208V252H207ZM261 254V253H260ZM183 255V254H182ZM102 256V255H101ZM106 256V255H105ZM104 256V257H105ZM108 256V255H107ZM120 256H122L121 255V252H120ZM123 256H124V253H123ZM144 256V255H143ZM157 256V255H156ZM180 256V255H179ZM109 257H110V255H109ZM116 257H115V260L114 261H116L117 263L120 261H117L118 259H116ZM172 257V256H171ZM94 258V257H93ZM98 258V257H97ZM106 258V257H105ZM119 258V257H118ZM123 258V257H122ZM121 258V259H122ZM140 258H141V256H140ZM209 258V257H208ZM208 258H206V260H205V258H204V261L205 262H203L204 264H209V263H207L206 261H208L209 259ZM251 258H253V257H251ZM262 258H264V257H262ZM261 258V259H262ZM100 259V258H99ZM125 259V258H124ZM156 259H157V257H156ZM208 259V260H207ZM260 259V258H259ZM95 260L96 259H94V262H95ZM98 260V259H97ZM102 260V259H101ZM123 260V259H122ZM121 260V261H122ZM140 259L138 258V261H139ZM99 261V260H98ZM106 261H109V260H107L106 259ZM151 261V260H150ZM169 262H170V260H168ZM101 263L103 262V260L102 261H100ZM111 262V261H110ZM171 262H173L172 260H171ZM180 262V261H179ZM209 262V261H208ZM96 263V262H95ZM98 263V262H97ZM96 263V264H97ZM100 263V264H101ZM116 263V264H117ZM122 263H123V261H122ZM124 263H126V262H124ZM155 263V262H154ZM157 263H158V261H157ZM156 263V264H157ZM166 264H167V262H165ZM259 263V262H258ZM110 264V263H109ZM112 264V263H111ZM119 264V263H118ZM163 264H164V262H163ZM170 264V263H169Z\"/></svg>",
	"mask_w": 264,
	"mask_h": 264
},
{
	"label": "snow or ice",
	"instance_id": "snow-or-ice-1",
	"mask_svg": "<svg viewBox=\"0 0 264 264\" xmlns=\"http://www.w3.org/2000/svg\"><path fill=\"white\" fill-rule=\"evenodd\" d=\"M53 6L54 5H51V4L49 5L50 8L53 7ZM261 60H262V63H264V50H262V52H261ZM52 264H56V262L53 261ZM89 264H90V262H89ZM128 264H141V262L140 261L130 260V261H128ZM170 264H175V262H170ZM239 264H256V262L251 260V259H249V260L241 259L239 261ZM259 264H264V259L259 261Z\"/></svg>",
	"mask_w": 264,
	"mask_h": 264
}]
</instances>
